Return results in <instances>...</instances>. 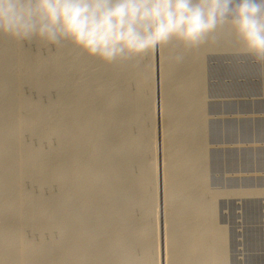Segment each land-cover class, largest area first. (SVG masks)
<instances>
[{"label":"rangeland","instance_id":"374dc122","mask_svg":"<svg viewBox=\"0 0 264 264\" xmlns=\"http://www.w3.org/2000/svg\"><path fill=\"white\" fill-rule=\"evenodd\" d=\"M1 37V36H0ZM2 38V39H1ZM0 38V90H2V92L4 91V93H1V96H0V99L2 98V100H0V111L1 113L4 115V117L2 118L1 120V115L0 116V130H4V135H5V138L4 139V142H3V138H4V135H3V138H2V143H0V150H1V154H0V175L1 177H4V179L0 177L1 181H2V184H6L3 186V191L0 195V202L2 207L6 206L4 209L1 208V205H0V208L2 210L3 213H1L0 211V228L1 227H4V228H1L0 229V235H1V240H0V245L2 246L3 244L6 245V252H8L10 255H8V253L4 256L6 257L7 259V264H11V263H14L16 264V262L18 264H21L24 261H26L25 263H22V264H58V262H61V264H65L63 262L67 261V263L71 262L70 260L74 257V260L77 259V258H80L81 256V253L78 254L76 252H74L76 255H79V256H76L75 254H72L73 252H67L66 253V249L68 248V245H69V240H72L74 237H75V232L73 233V229L76 228H79L80 226L82 225H103L105 224V221L107 222V224H110L111 227H114L111 229V231H99L100 233L97 232H94L92 233L94 236H91L92 234H90L89 236L83 238V242L82 245L83 246H87L88 249H86V252L85 253H88V254H85V257L87 256L90 257L88 259L91 260V264H96L100 263V261H103V263H111V264H120V262L123 263H126L125 261L127 260L129 262V260L131 259V262H127V264H131L132 261L133 263L132 264H138L139 260H140V264H147L148 262L145 261V258L147 256H149L148 254H150L149 257L146 258V260L150 259L149 260V263L150 264L151 262H153L154 264H179L178 262L180 261L179 259H181V257H174V258H171L169 259L170 261H172L170 263L169 260L165 259L162 257L163 255V252L164 250H168V248H172L174 246L168 244L167 246H171V247H165L164 245H166V241L168 242V239L173 237L174 234H177L179 232L178 228L180 229L181 227L179 225L182 226L180 232L181 234L184 232L186 233V231H189L188 233H186V235L184 236L180 233H178L180 236H181V239H186L184 240L183 242H181L182 240H180L179 242H177V244H173L175 245V248L176 249H180L182 251L186 250V249H189V244L192 248H190L191 250L193 248H197L196 245H198V248L201 249V253L205 252L204 254L200 255L199 252L200 250L198 249H193V254H191V256L187 259L189 263H187L185 261V264H194L196 262V260L198 261H202L203 257H205L203 259L204 262H202L203 264H208L209 262H212V264H216L218 261V259H216L218 256H214V255H217L216 253H219V257H222L218 263H221V264H264V74L261 73V69H260V66L254 62H252L248 57L244 56L242 53H239L237 51H234L233 49H235L237 47V45L235 44V42H233V40L231 41V37L229 36H226L225 38V44H222V45H213V44H205V45H202L200 46L199 48H196L194 50H189L188 52L184 53V59H182L181 61L177 62L174 60V63H173V60L170 61V59L168 58L167 54L169 55L168 51L172 48H179V45H175L174 42H171V44L169 43L166 47L161 48L162 50L159 51H156V52H152V53H148V54H145L144 57H147V58H144V57H138V58H135L134 60L130 61V62H127L125 64H114L115 67H112L113 65H106L102 62H100L99 60H96L94 58H91L89 56H87L86 54L80 52L78 49H74V48H71L72 46L68 43H66L64 45V47L66 46V48H63V49H57L55 46H51V45H45L44 42L40 41L39 40H33V42H24L22 44L20 43H17L16 41L8 38V37H1ZM7 38V40H6ZM4 40V42L2 41ZM13 41V42H12ZM12 42V43H11ZM15 42V43H14ZM3 43V44H2ZM174 45H173V44ZM10 44V45H8ZM20 44V45H19ZM68 44V45H67ZM3 45V46H2ZM7 45V46H6ZM19 45V46H17ZM207 45V46H206ZM227 45V47H226ZM235 47H234V46ZM51 46V47H50ZM172 46V47H171ZM178 46V47H177ZM214 46V47H213ZM208 47V49H207ZM211 47V48H210ZM219 47V48H218ZM8 48V50H6ZM28 48V49H27ZM41 48V49H40ZM56 48V50H55ZM69 48V49H68ZM10 49V50H9ZM26 49V50H25ZM68 49V50H67ZM74 49V51H73ZM204 49V50H203ZM4 50V51H2ZM15 50V51H14ZM42 50V51H41ZM54 50V51H53ZM163 50H164V53L165 51L167 50V52L165 53V59L163 57V55L161 54L160 56V53H163ZM206 50V51H205ZM8 51V52H7ZM38 51V52H37ZM45 51V52H44ZM58 51H60L61 53H59ZM71 51V52H70ZM3 52V53H2ZM12 52V53H11ZM29 52V53H28ZM48 52V53H47ZM54 52V53H53ZM67 52V53H66ZM75 52V53H74ZM202 52V53H201ZM13 57H12V55ZM22 53V54H21ZM31 53V54H30ZM59 53V54H58ZM71 53V54H70ZM77 53V54H76ZM163 53V54H164ZM7 54V55H6ZM55 54V56H54ZM67 54V55H66ZM70 54V55H69ZM73 54V55H72ZM76 54V55H75ZM153 54V55H152ZM155 54V55H154ZM159 54V57L158 55ZM9 55V56H8ZM20 55V56H19ZM30 55V56H29ZM33 55V56H32ZM44 55V56H43ZM78 55V56H77ZM84 55V56H83ZM152 55V57H151ZM194 55H195V58H194ZM200 55V56H199ZM5 56V57H3ZM16 56V58H15ZM25 56V57H24ZM27 56V57H26ZM58 56V57H57ZM67 56V57H66ZM166 56L167 58L169 59H166ZM193 56V57H192ZM23 57V58H22ZM65 57V58H64ZM82 57V58H81ZM149 57V59H148ZM186 57V58H185ZM188 57V58H187ZM3 58V59H2ZM13 60H12V59ZM18 58V59H17ZM86 58V59H85ZM143 58V60H142ZM189 58L191 59V61L189 60ZM5 59H7L5 61ZM10 59V60H9ZM20 59V60H19ZM27 64L21 62L22 60ZM30 59V60H28ZM34 59V60H33ZM37 59V60H36ZM44 59V60H43ZM56 59V60H55ZM70 59V60H69ZM139 59V61H138ZM155 59V60H154ZM158 59V60H157ZM163 59V60H161ZM193 59V60H192ZM18 60V61H17ZM25 60H28L27 62ZM32 60V61H31ZM50 60V61H49ZM53 60V61H52ZM62 60V61H61ZM83 60V62H82ZM147 60V62H146ZM165 60L167 62H165ZM187 60V61H186ZM8 61V62H7ZM73 61V63H72ZM76 61V62H75ZM137 61V62H136ZM145 61V62H143ZM162 62L161 64H163V61H164V65L163 68L160 64V62ZM18 62V63H17ZM34 64H32V63ZM42 62V63H41ZM47 62H48V65H47ZM71 62V63H70ZM80 62V63H78ZM98 62V63H97ZM136 62V63H135ZM139 62V63H138ZM142 62V63H141ZM158 62V64H157ZM170 63L172 64V66L167 63ZM175 62L177 63L175 65ZM12 63V65H11ZM19 63H21L19 65ZM31 63V65H30ZM66 63V64H65ZM91 63V65H90ZM138 63V64H137ZM146 63V64H145ZM150 65H149V64ZM153 63V64H152ZM187 63V64H185ZM3 64V65H2ZM16 66H15V65ZM17 64L19 67H17ZM25 64V65H24ZM36 64V66H35ZM127 64V65H126ZM132 64V65H131ZM137 64V66H135ZM157 64V65H156ZM160 64V65H159ZM184 64V65H183ZM8 65V66H7ZM24 65V66H23ZM40 65L42 67H40ZM46 65V66H45ZM64 65H65V68H64ZM70 65V67H69ZM100 65V66H99ZM117 65V66H116ZM123 67H122V66ZM134 65V66H133ZM142 65V66H141ZM144 65V66H143ZM152 65V66H151ZM174 65V70L172 69ZM179 65V66H178ZM5 66V68H4ZM28 67V68H25ZM44 66V67H43ZM48 66V67H47ZM56 66V67H55ZM75 66V67H74ZM90 66V67H89ZM99 66V67H98ZM151 66V67H150ZM160 66V67H159ZM164 66H165V69H164ZM167 66V67H166ZM169 66V67H168ZM183 66V67H181ZM185 66V67H184ZM7 67V68H6ZM9 67V68H8ZM11 67V68H10ZM35 67V68H33ZM55 69H51V68ZM69 67V68H68ZM121 67V68H120ZM141 69H140V68ZM157 67V69H156ZM171 67V68H170ZM189 67V68H188ZM202 67V68H201ZM41 68V69H40ZM48 68V69H47ZM60 68V69H59ZM73 68V70H72ZM86 68V69H85ZM94 68V69H93ZM98 68V69H97ZM119 68V69H118ZM136 72H135V70ZM145 68V71L144 69ZM170 68V70H169ZM182 68L181 72H180V69ZM187 68V69H186ZM4 69H8L6 73L3 74V72H5L6 70ZM13 71H12V70ZM27 69V70H26ZM50 69V71H49ZM59 69V70H58ZM85 69V70H84ZM97 69V70H95ZM102 69H104L103 71H101ZM118 69V70H117ZM151 69V70H150ZM153 69V71H152ZM164 69V70H163ZM191 69V70H190ZM197 69V70H196ZM10 70L13 72H10ZM30 70V71H28ZM38 70V71H37ZM88 70V71H87ZM93 70V72H91ZM155 70V71H154ZM168 70L171 71L172 70V73H173V78H169V79H164L165 77H163V74L162 72L163 71H166ZM178 70V72H177ZM33 71V72H31ZM53 73H50L52 72ZM75 73H74V72ZM117 71V72H116ZM125 71V72H124ZM148 71V72H147ZM153 74H152V72ZM160 71V72H158ZM176 71V72H174ZM185 71V72H184ZM19 72V73H18ZM38 72V73H37ZM56 72V73H55ZM65 72V73H64ZM72 72V73H71ZM85 72V73H84ZM87 72V74H86ZM96 72V73H95ZM105 76H104V74ZM106 72V73H105ZM121 72H122V75H121ZM127 72V73H126ZM143 72V73H142ZM145 72H147V75H145ZM151 72V73H150ZM187 72V73H186ZM190 72V73H189ZM201 72V73H200ZM8 73H11V74H8ZM16 73V75L14 74ZM26 73V74H25ZM33 73V75H32ZM35 73V74H34ZM50 73V75H49ZM62 73V74H60ZM89 73H91L89 75ZM101 73L103 74V76H100ZM109 73V74H108ZM119 73V74H117ZM124 73V74H123ZM159 75H158V74ZM197 73V75H196ZM8 74V75H6ZM20 74V75H19ZM41 74V75H40ZM66 74V76L64 75ZM82 74V75H81ZM94 74V75H93ZM98 74V75H97ZM127 74V75H126ZM150 76H149V75ZM152 74V75H151ZM157 74V75H156ZM161 74V75H160ZM182 74V75H181ZM193 74V75H192ZM202 74V75H201ZM4 75V76H3ZM11 75V76H9ZM14 75V76H12ZM43 75V76H42ZM71 75V76H70ZM93 75V76H91ZM113 75V76H112ZM130 75V77H129ZM139 75V76H138ZM141 75V76H140ZM143 75V76H142ZM195 75V76H194ZM200 75V76H199ZM20 78L17 80L16 77H19ZM37 76V77H36ZM39 76V77H38ZM57 76V77H56ZM68 76V77H67ZM70 76V77H69ZM74 76V77H73ZM76 76V77H75ZM91 76V77H90ZM107 76H108V79H107ZM124 76V77H123ZM148 79V81L146 82V78ZM153 76L155 79H153ZM161 76V77H160ZM176 76V77H175ZM178 76V77H177ZM3 79H2V78ZM13 80H12V78ZM24 79H23V78ZM47 77V78H46ZM66 77V78H65ZM98 77V79H97ZM110 77V78H109ZM176 79H175V78ZM190 77V78H189ZM196 77H199V78H196ZM22 78V80H21ZM62 78V80H61ZM70 78V79H69ZM134 78H137V79H134ZM159 78V80H158ZM183 78V80L181 81V79ZM72 79V80H71ZM81 79V80H79ZM90 79V80H89ZM93 79V80H92ZM144 79V81H142ZM149 79L153 80V81H149ZM162 79V80H161ZM165 82H163L164 80ZM178 79V80H177ZM6 80V81H5ZM15 80V81H14ZM68 80V81H67ZM77 80V81H76ZM86 80V81H84ZM98 82H96V81ZM109 80V81H108ZM111 80V81H110ZM137 80V81H136ZM190 80V81H189ZM200 80V81H199ZM202 80V81H201ZM19 81H21L19 83ZM61 83H60V82ZM72 81V82H71ZM90 81V82H89ZM94 81V82H93ZM102 81V82H101ZM105 81V82H104ZM118 81V82H116ZM139 81V82H138ZM7 82V83H6ZM18 82V83H17ZM26 82V83H25ZM79 82H80V85H79ZM127 82V83H126ZM137 82V83H136ZM143 82V84L141 83ZM158 82V83H157ZM161 82V83H160ZM180 82V84H179ZM190 82V83H189ZM203 82V83H202ZM5 83V84H4ZM14 85H13V84ZM22 83V84H21ZM68 83V84H67ZM93 83V84H92ZM100 85H99V84ZM102 83V84H101ZM109 83V84H108ZM114 85H112V84ZM133 83V84H132ZM142 85H141V84ZM146 83V84H145ZM168 83V84H167ZM77 84V85H76ZM91 86H88L90 85ZM97 84V85H96ZM136 86H135V85ZM149 85L151 84V89L148 88L147 90V86L146 85ZM4 85V86H3ZM8 85V86H7ZM10 85V86H9ZM16 85V86H15ZM79 85V87L77 88V86ZM110 85V87H109ZM121 85V87H120ZM125 85V86H124ZM130 85V86H129ZM155 85V86H154ZM163 85V86H162ZM166 85V86H165ZM170 85V86H168ZM189 85V86H188ZM193 85V87H192ZM15 86V87H14ZM18 86V88H17ZM20 86V87H19ZM36 86V87H35ZM69 86V87H68ZM73 86V87H72ZM82 86V87H81ZM85 86V87H84ZM105 86V88H104ZM108 86V87H107ZM113 86H115V88H113ZM128 86V87H127ZM144 86H146V88H144ZM148 86V87H149ZM161 86V87H160ZM168 86V87H167ZM174 86V88H173ZM2 87V88H1ZM7 87V88H6ZM13 89H12V88ZM47 87V88H46ZM83 89H81V88ZM89 87V88H87ZM93 87V90L91 89ZM99 87V88H97ZM101 87V88H100ZM119 87V88H118ZM169 87H171L169 89ZM181 87V88H180ZM186 87V88H185ZM195 87V88H194ZM201 87V88H200ZM16 88V89H15ZM36 88V89H35ZM44 88V89H43ZM75 88V89H74ZM88 91H87V89ZM95 88V89H94ZM97 88V89H96ZM107 88V89H106ZM123 88V89H122ZM161 88V89H160ZM163 88V89H162ZM165 88V89H164ZM168 88V89H167ZM173 88V89H172ZM194 88V89H193ZM6 89V90H5ZM11 89V90H10ZM23 89V91H22ZM50 89V90H49ZM73 89V91H72ZM110 91H109V90ZM113 89V91H112ZM119 91H116L118 90ZM130 89V90H129ZM154 89V91H153ZM167 89V90H166ZM177 89V90H176ZM188 89V90H187ZM10 90V91H9ZM40 90V92H39ZM60 90V91H58ZM90 90H91V94L90 93ZM101 90V93L99 95V92ZM103 90V91H102ZM105 90V91H104ZM108 90V91H107ZM139 90V91H138ZM141 90V91H140ZM143 90V91H142ZM163 91L164 93H159L160 95H158V91ZM166 90L167 92L171 91L172 94H169V95H172L171 97H175V99L172 98L169 96V95H166ZM174 90V91H173ZM180 90H183L180 94ZM6 91H7V94H6ZM25 91V93H24ZM58 91V92H57ZM75 91V92H74ZM83 91V92H82ZM94 91V92H93ZM125 91V92H124ZM134 91V93H133ZM138 93H136V92ZM146 91V92H145ZM151 91V93H150ZM175 92L173 94V92ZM178 91V92H176ZM10 92V93H8ZM13 92V93H12ZM45 92V94H44ZM61 92V93H60ZM71 92V93H70ZM76 92H78V94H75ZM85 92V93H84ZM98 92V93H97ZM109 92V93H108ZM112 92H113V95H112ZM115 92V93H114ZM121 92V93H120ZM123 92V93H122ZM143 92V94H142ZM148 92V93H147ZM186 92V93H185ZM202 92V93H201ZM43 93V94H42ZM84 93V94H83ZM87 93V94H86ZM94 95H93V94ZM97 93V94H95ZM111 93V94H110ZM120 93V94H119ZM127 93V94H126ZM129 93V94H128ZM133 93V94H132ZM179 93V94H178ZM183 93V94H182ZM6 95V96H3L2 95ZM53 94V95H52ZM74 94V95H73ZM80 94V95H79ZM81 94L82 97H81ZM86 94V95H85ZM135 94V95H134ZM149 96H148V95ZM180 95L178 97V95ZM28 95V96H27ZM70 97L68 99V97ZM76 95V96H75ZM88 95V96H87ZM90 95V96H89ZM103 97H102V96ZM116 95V96H114ZM124 95V96H123ZM129 97H127V96ZM147 95V96H146ZM174 95V96H173ZM200 95V96H199ZM63 96V98H62ZM80 96V97H78ZM101 96V97H99ZM114 96V97H113ZM121 96L125 97V98H122ZM131 96V97H130ZM160 96V97H159ZM167 96V97H166ZM177 96V97H176ZM23 97L25 99H23ZM33 97V98H32ZM54 97V98H53ZM61 97V98H60ZM77 97V99H76ZM92 97V98H91ZM106 97V98H105ZM110 97V98H109ZM113 97V99H112ZM126 97L129 98V100L127 101L126 100ZM146 99H145V98ZM164 98L163 100H160L161 98ZM170 97V98H169ZM185 97V98H184ZM203 97V99H202ZM10 98V99H9ZM14 101H12L11 100ZM17 98V99H16ZM40 100H39V99ZM67 98V99H66ZM75 98V100H74ZM80 98V99H78ZM101 98V99H100ZM103 98V99H102ZM109 100H108V99ZM115 98L118 99V101L120 103H113L115 101H117V99L115 100ZM120 98V99H119ZM132 98V99H131ZM160 98V99H159ZM167 98L168 101L166 100ZM180 98V99H179ZM183 98V99H182ZM189 98H191L192 100H190ZM5 99V100H4ZM8 99V100H6ZM16 99V100H15ZM21 99V102H19ZM28 99H30V101L34 104H32ZM61 99V100H59ZM92 101H91V100ZM133 100V102L130 101ZM159 99V100H158ZM180 102H178L177 100ZM182 99V101H180ZM187 99V100H185ZM11 100V101H10ZM25 100V101H24ZM59 100V103L60 105L57 103ZM81 100L82 102V106H83V103L85 105L84 108H82V106H79L80 105V102L79 101ZM90 100V101H88ZM99 100H107L105 101H99ZM123 100V101H122ZM153 100V101H152ZM190 100V101H188ZM2 101V102H1ZM37 101V103H36ZM54 101V102H53ZM62 101V102H61ZM73 101V102H72ZM79 104H78V102ZM99 101V103H98ZM117 101V102H118ZM128 104H127V102ZM171 101V102H169ZM175 101V102H174ZM185 101V103L183 102ZM193 101V102H192ZM202 101V102H201ZM30 102V103H29ZM46 102V103H45ZM71 102V103H70ZM87 102V103H86ZM97 102V103H96ZM124 102V104L122 103ZM130 102V103H129ZM153 102V103H152ZM163 102V103H162ZM178 102V103H176ZM182 102V103H181ZM189 103V104H186V103ZM3 103V105H2ZM6 103V104H5ZM21 103V104H19ZM27 103V104H26ZM49 105H48V104ZM54 103V105H53ZM65 105H64V104ZM86 103V104H85ZM94 103V104H93ZM101 103V105H99ZM134 103H136L137 105H135ZM143 105H140L142 104ZM145 103V105H144ZM164 103H166V105L168 106L169 104V107H164L163 108V105ZM168 103V104H167ZM171 103V104H170ZM172 103H174L172 105ZM176 103V104H175ZM194 105H193V104ZM16 104V105H15ZM27 106H26V105ZM40 104V105H39ZM67 104V105H66ZM77 104V106H76ZM90 106H89V105ZM97 104V105H96ZM104 104H106V106H104ZM132 104V105H131ZM162 106H161V105ZM183 104V105H181ZM186 104V106H185ZM192 107H191V105ZM2 105V107H1ZM6 105V106H5ZM9 105V106H8ZM19 105V106H18ZM22 105V106H21ZM31 105V106H30ZM37 105V106H36ZM42 105V106H41ZM47 107H46V106ZM63 105V106H62ZM71 105V106H70ZM111 105H113L112 107H114V109L110 110L111 108ZM128 105V106H127ZM134 105V106H133ZM165 105V106H166ZM190 105V106H189ZM17 106V107H16ZM26 106V107H25ZM30 106V107H29ZM36 109H34V107ZM46 108H45V107ZM50 106V107H48ZM59 106V108H57ZM67 106V107H66ZM126 106V107H125ZM132 106H133V110L132 109ZM136 106H138L137 108H135ZM141 106H143L144 108L141 109ZM183 106V107H182ZM6 107V109H5ZM14 111H13V108ZM56 107V108H55ZM64 107V108H63ZM76 107V108H75ZM104 107V109H103ZM120 107V108H119ZM127 107L129 109H127ZM147 107V108H146ZM156 107V108H155ZM159 107V108H158ZM173 108V110L175 111H172V110H169L171 108ZM177 107V108H176ZM198 107V108H197ZM4 108V109H3ZM21 108V109H20ZM30 108V109H29ZM32 108V109H31ZM39 108V109H38ZM41 108V109H40ZM45 108V109H44ZM49 108V109H48ZM74 108V109H73ZM81 108V109H80ZM102 108V109H100ZM107 108V109H106ZM124 110H123V109ZM147 110H146V109ZM158 108V109H157ZM184 108L186 109L184 112ZM190 108H193L192 110H190ZM197 108V109H196ZM19 109V110H18ZM48 109V110H47ZM76 109V111H75ZM85 109V110H84ZM98 112H96L95 110ZM110 112H109V110ZM120 109V110H119ZM132 111H131V110ZM144 109V110H143ZM161 109V111H159ZM3 110V111H2ZM12 110V111H11ZM31 111V113L29 114V112ZM33 110V112H32ZM36 110V111H35ZM38 110V111H37ZM51 110V111H50ZM58 110V111H57ZM70 110V111H68ZM73 110V111H72ZM85 111L83 112L84 114H81L79 113V117L81 118H78L77 117V114L78 112L80 111ZM94 110V111H93ZM99 110H102L99 111ZM123 110V111H122ZM127 111L125 112L124 114V111ZM129 110V112H128ZM157 110V111H155ZM168 110V111H167ZM178 110V111H176ZM18 111V112H16ZM25 111V112H24ZM29 111V112H28ZM35 111V112H34ZM42 111V112H40ZM67 111V112H66ZM81 111V112H82ZM142 111V112H141ZM146 111L151 114L154 113V115H149V113H146ZM171 111V113L169 112ZM198 113H197V112ZM8 112V113H7ZM10 112V113H9ZM91 112V113H90ZM107 112H109L107 114ZM133 112V113H132ZM137 112V113H136ZM139 112V114H138ZM155 112L157 113V115L155 114ZM173 112V113H172ZM176 112H177V115H176ZM188 114H187V113ZM15 113V114H14ZM22 113V115H21ZM28 113V114H27ZM36 113H41L40 115L39 114H36ZM65 113V114H64ZM101 113V114H100ZM119 113V114H118ZM124 115H123V114ZM136 113V114H134ZM159 113V114H158ZM170 113V114H169ZM186 113V114H185ZM73 114V115H71ZM94 114V115H92ZM96 114V115H95ZM99 114V115H98ZM106 114V115H105ZM115 114V115H114ZM122 114V116H121ZM134 114V115H132ZM144 116H143V115ZM147 114V115H146ZM175 114V115H174ZM180 114V116L178 115ZM10 120H9V118ZM10 115V116H9ZM16 115V116H15ZM26 115V116H25ZM36 115L38 118H36ZM89 115H92L91 117ZM112 115V116H111ZM128 115V116H127ZM131 115V116H129ZM140 115V116H138ZM159 115V116H158ZM162 115V116H161ZM167 115V117H166ZM172 117H171V116ZM185 115V116H183ZM17 117L16 119L13 118V117ZM19 116V117H18ZM41 119H40V117ZM73 116V117H71ZM111 116V117H110ZM133 116V117H132ZM138 118H137V117ZM150 116V117H148ZM174 116H177L176 119H174ZM181 118L182 119H179L178 118ZM187 116V118H186ZM193 116V117H192ZM22 117V118H21ZM32 117H35V118H32ZM49 117V118H48ZM63 117V118H62ZM78 119H77V118ZM84 117V118H83ZM86 117V118H85ZM102 117V118H101ZM110 119H113L112 120H109ZM115 117V118H114ZM124 117H125V120H124ZM198 117V118H197ZM7 118V120H6ZM24 118V119H23ZM28 118V119H27ZM30 118V119H29ZM43 118V119H42ZM58 118H61V119H58ZM83 118V119H82ZM90 118V119H89ZM94 118V119H93ZM117 118V119H116ZM132 118V119H131ZM154 118V119H153ZM161 118H162V121H161ZM164 118V119H163ZM171 119V120H168V119ZM184 118V119H183ZM13 119V120H12ZM18 119V120H17ZM22 119L23 122H25L23 124V122L20 120ZM45 119V120H44ZM48 119V120H47ZM51 119V120H50ZM78 121H77V120ZM94 121H93V120ZM127 119H130V120H127ZM142 119V120H141ZM186 119V121H185ZM199 119V120H198ZM16 122H15V121ZM26 120V121H25ZM28 120V121H27ZM30 120V121H29ZM36 120V121H35ZM38 120V121H37ZM60 120V121H59ZM69 120V121H68ZM83 120V121H82ZM116 122H115V121ZM127 120V122H126ZM151 120V121H150ZM176 120V121H175ZM178 120H180V124H179V127L183 128H179L177 127L178 126V123H176ZM183 120V121H182ZM191 120V121H190ZM193 120V121H192ZM195 120V121H194ZM203 120V121H202ZM3 121V122H2ZM5 121V122H4ZM21 123H19V122ZM48 121V123H47ZM55 121V123H54ZM62 121V122H61ZM93 121V122H92ZM112 121V122H111ZM121 125H119V122ZM142 121V122H141ZM175 121L174 123H176L177 125H175L174 123H172L173 125L170 124L171 128L175 129V126L177 128H179L178 130H174L171 135V132L167 133L168 131H172L171 128L168 130V128L170 126L169 123ZM190 121V122H188ZM197 121V123H196ZM7 122H9V124H7ZM29 122H30V125H29ZM32 122V123H31ZM47 124H46V123ZM51 122V123H50ZM53 122V123H52ZM65 122V123H63ZM75 126V128H79V129H75L73 126L71 125H68L70 123ZM85 122V123H84ZM105 122L108 123V127H107V123L105 124ZM131 122V126L130 123ZM165 122V123H164ZM184 124H183V123ZM188 122V123H187ZM193 122V123H192ZM199 122V123H198ZM3 125H2V124ZM36 123V124H35ZM58 123V124H57ZM63 123V124H61ZM68 123V124H67ZM79 124V127H77L78 125L76 124ZM101 123V124H99ZM111 123H117V124H111ZM142 125H141V124ZM162 123V124H161ZM191 123V124H190ZM196 123V124H195ZM19 124V125H18ZM22 126H21V125ZM34 127H32V125ZM44 124V125H43ZM53 124V126H52ZM60 124V125H59ZM85 124V126H84ZM91 124H93L94 126H92ZM110 124V125H109ZM167 124V126H166ZM190 124V125H189ZM12 125V126H11ZM32 127V130H31V127ZM37 125V126H36ZM39 125V126H38ZM47 125V126H46ZM49 125V127H48ZM59 125V126H58ZM67 127H66V126ZM104 127H103V126ZM129 125V126H128ZM144 125V126H143ZM166 126L167 127V132L166 130L163 131L162 130V126ZM181 125V126H180ZM183 125V126H182ZM189 125V126H188ZM18 128H17V127ZM45 126V127H44ZM51 126L53 127V129L51 128ZM68 126H71V128H69ZM81 126H84V129L83 127L80 128ZM87 126H90V130H89V127ZM112 126V127H111ZM126 126V127H125ZM142 128H141V127ZM155 126V127H154ZM164 129H166V127H164ZM174 126V127H172ZM8 127V128H6ZM10 127V129H9ZM15 127L17 129H15ZM25 127V129L23 128ZM28 127V128H27ZM59 127V129H58ZM133 127V128H132ZM136 127V128H135ZM145 127V128H144ZM152 129L150 130L149 129ZM154 127V128H153ZM157 127V129H156ZM184 127H188V128H184ZM195 127V128H194ZM197 127V128H196ZM202 127V128H201ZM7 130H6V129ZM21 128V129H20ZM23 128V129H22ZM27 128V129H26ZM42 128V129H41ZM49 128V129H48ZM62 128V129H61ZM70 129V133L69 132V129ZM96 129L94 131V129ZM103 128V129H102ZM106 128L105 132H104V129ZM110 128V129H109ZM128 128V129H127ZM144 128V130H143ZM147 128V129H146ZM194 128V129H193ZM14 129V131L12 130ZM51 129V130H50ZM66 129L68 130V134L70 135L72 132H74L73 129H75V131H77V133H80L78 131H81L83 130V133L81 134H77L76 132L72 133V135H68L66 133ZM81 129V130H80ZM93 129V130H92ZM109 129V131H107ZM133 129H136V130H133ZM149 129V130H148ZM180 129L182 130V132L184 134H182V132H180ZM193 129V130H192ZM199 129V130H198ZM22 130V131H21ZM34 130V131H33ZM50 130V132L48 131ZM58 130V131H57ZM62 130V131H61ZM73 130V131H72ZM89 130V131H87ZM103 130V131H102ZM128 130V131H127ZM162 130V131H161ZM187 133H185L186 131ZM193 132H192V131ZM195 130H196V133H195ZM16 131V133H15ZM57 131V132H56ZM102 131V132H101ZM124 131V132H123ZM139 131V132H138ZM153 131V132H152ZM8 132V133H7ZM19 132V133H18ZM21 132V133H20ZM27 132V133H26ZM56 132V133H55ZM60 132V133H59ZM82 132V131H81ZM99 132V133H98ZM119 132V133H118ZM132 132V133H131ZM137 132V133H136ZM148 132V133H147ZM151 134H150V133ZM163 132H166L163 134ZM191 133H194L193 134H190ZM198 132V134H197ZM10 133V134H9ZM65 133V134H63ZM87 133V136L85 135ZM99 134L101 137H99L97 134ZM106 133V134H105ZM122 133V134H121ZM147 133V134H146ZM7 134V135H6ZM16 134V136H15ZM18 134V135H17ZM19 134L21 136H19ZM33 134V135H32ZM85 136H84V135ZM131 134V136H130ZM146 134V135H145ZM150 134V135H148ZM153 134V136H152ZM166 134V135H165ZM169 134V135H167ZM196 134V136H195ZM58 135V136H56ZM64 137H71L72 138H68L67 140H69V143L68 141H64L63 142V139L66 140V138ZM76 135V137L78 135H81L79 136L77 139H74L73 136ZM145 135V136H144ZM163 137H162V136ZM193 135V136H191ZM8 136V137H7ZM29 136V137H28ZM93 136V138H92ZM107 136V137H106ZM142 138H140V137ZM147 136V137H146ZM168 136V138H167ZM171 136V137H169ZM183 136V137H182ZM189 138H188V137ZM37 137V138H35ZM58 137V138H57ZM86 137V138H85ZM106 137V138H105ZM119 139H118V138ZM124 137V139H123ZM147 139H146V138ZM155 137V138H154ZM193 137H195V140L197 141H194ZM9 138V139H8ZM17 138V139H16ZM22 138V139H21ZM60 138V139H59ZM82 138V139H81ZM90 138V139H89ZM109 138V139H107ZM112 138V139H111ZM140 138V139H139ZM151 138V139H150ZM170 138V139H169ZM176 138V139H175ZM181 138V139H180ZM184 138L188 141V143H191V145L188 143H183ZM190 138H192L193 141L190 140ZM200 138V140H199ZM203 138V139H202ZM10 139H12L10 141ZM19 139V140H18ZM31 139V140H30ZM62 139V140H61ZM84 139V140H83ZM99 139H106L105 141L103 140H99ZM123 139V140H122ZM128 141H126V140ZM149 139V140H148ZM165 139V140H164ZM180 139V140H179ZM22 140V143L20 142ZM81 140V141H79ZM99 140V141H97ZM108 140V141H107ZM124 140L126 141L124 143ZM131 140V141H130ZM153 140V141H152ZM172 141V144H176L177 142V145H175V149H173V146L174 145H170L171 144V141ZM183 140V141H181ZM7 141V142H6ZM18 141V142H17ZM59 141V143H58ZM60 141L61 142V145H60ZM72 142V145H71V142ZM77 142V144L75 145V142ZM87 143H86V142ZM90 141V143H89ZM118 141V142H117ZM130 141V142H129ZM133 141V142H132ZM139 141V142H138ZM151 141V142H150ZM176 141V142H175ZM179 141V142H178ZM183 145H185V147H182V146H178V143H181ZM186 141V142H187ZM190 141V142H189ZM20 142V144H19ZM37 142V144H36ZM74 142V143H73ZM80 142V143H79ZM85 142L86 144L84 145ZM93 142V143H92ZM99 142V144H98ZM100 142L102 143V145L100 144ZM107 144H106V143ZM148 142V143H147ZM174 142V143H173ZM193 142V143H192ZM198 142V143H197ZM48 145L46 146L45 145ZM54 143V144H53ZM66 143V144H65ZM112 143V145H111ZM119 143V145L117 144ZM124 143V145H126V147L124 145H122ZM132 143V144H130ZM134 143V145H133ZM152 143V144H150ZM164 143V144H163ZM170 145H168V144ZM195 143V144H194ZM200 143V145H199ZM6 144V145H5ZM19 144V145H18ZM24 144V145H23ZM43 144V145H42ZM59 144V145H58ZM63 144H65L63 146ZM80 144V145H79ZM90 146H89V145ZM105 144V145H104ZM116 144V146H115ZM135 144L140 147H136L139 151H137V149H135ZM146 144V145H145ZM149 144V145H147ZM157 144V145H156ZM192 144L194 146H192ZM5 145V146H4ZM54 145V146H53ZM68 145L66 147V150H65V158L64 156L62 155L63 152H64V147ZM84 145V146H83ZM109 145V148H107V146ZM128 145V146H127ZM131 145V147H130ZM143 145V146H142ZM151 145V146H150ZM165 145H168V149L171 151L172 149L174 150L173 153H178V154H181V153H185V154H188V153H191L189 154L190 157H188L189 155H187V159L183 158V156H177L178 154H175L177 156V158H175L176 156L173 154H171L173 156L170 155V151H168L166 148H165ZM188 145V147H187ZM11 146V147H10ZM23 146V147H22ZM32 146V147H31ZM70 146V148L67 150V148ZM96 146V147H95ZM100 147L99 149L103 150L102 151H99V149L97 150V147ZM106 146V147H105ZM115 146V147H114ZM118 146V147H117ZM123 147L125 148V152H122L124 151V149L121 151L122 148L120 147ZM132 146L134 147L132 149ZM142 146V147H141ZM153 146V147H152ZM196 146V147H195ZM198 146V147H197ZM63 147V149H62ZM87 147V148H85ZM90 147V148H89ZM103 147V148H102ZM105 147V148H104ZM113 147V148H111ZM128 147V148H127ZM146 147V148H145ZM149 147V148H148ZM152 147V148H151ZM171 147V148H170ZM180 147V148H179ZM18 148H21V150H19ZM24 148V149H23ZM32 148V149H31ZM36 148V149H35ZM39 148V150H38ZM43 148V149H41ZM45 148V149H44ZM59 148V149H57ZM73 148H75V151L73 150ZM85 150H84V149ZM117 148V149H116ZM127 148V149H126ZM130 148V149H129ZM178 148V149H176ZM182 148V149H181ZM188 148V149H187ZM192 148V150H191ZM48 149V150H47ZM57 149V150H56ZM111 151L116 149L115 151H113V153L111 154L112 155V159H117L116 160H113V163H114V167H111V170L113 168V170L115 169L116 170V167L121 165V161L122 159H124L125 157V154H126V162L129 163L128 165L124 166V171H125V168H126V173H122L123 172V169H122V174L120 173V180H117V179H114L112 181V187L110 190H111V194H113V192L115 193V195L113 194V197H111V194L108 193L110 192V190L106 191V194L104 193V195H101L99 196V198L97 199V196L96 195H93V194H90L87 198V200H85V203L86 201H88L87 204H89L90 207H92V209L96 208L98 206V208L96 209H102L104 208L103 210L99 211L101 213H104L102 214V218H101V213L98 214V212L94 215H87L85 217L87 218H84L83 217H77V216H68V213L72 210V211H75L77 210V208H79V204L82 203L84 196H80L78 197V199H72L74 200V202L71 200V202H69V200H66L68 199L67 197H69V194L71 193V191L74 188V186L76 187L77 185V182L79 184V181H81L80 185L82 186H85L86 182L87 184L89 183V178H90V181L93 180L95 177L96 178H100V177H105L104 176V170H106L107 168L105 167L106 166V162H107V157H108V151ZM131 149L132 151H135L136 150V153H132L131 154ZM149 151H148V150ZM157 149V150H156ZM179 149L181 151V153H179ZM187 150L186 152H184V150ZM194 149V150H193ZM7 150V151H6ZM62 150V151H61ZM73 150V151H71ZM82 150V151H80ZM106 150V151H104ZM177 150V151H176ZM183 150V151H182ZM189 150H191L190 152H188ZM201 150V151H200ZM4 151V153H3ZM56 151V153H55ZM61 151V152H59ZM93 151H96L92 157L91 154H93L92 152ZM97 151H99L97 153ZM143 151V152H142ZM153 151V152H152ZM155 151V152H154ZM168 151V152H167ZM196 152V154L194 152ZM21 152V153H20ZM49 152V153H48ZM53 154H52V153ZM69 154H68V153ZM71 152H75V153H72L71 155ZM77 152V153H76ZM106 152V153H105ZM115 152V153H114ZM122 152V153H121ZM132 155H130L129 154ZM139 152V153H137ZM171 152V153H172ZM7 153V154H6ZM9 153V154H8ZM34 153V154H33ZM61 153V154H59ZM106 154L104 156V154ZM167 153L170 155L167 156ZM193 153V154H192ZM205 153V154H204ZM21 154V155H20ZM53 156H52V155ZM77 154V155H76ZM78 154H81L78 155ZM83 154V155H82ZM87 156H86V155ZM99 154L101 156H99ZM114 154V155H113ZM119 154V155H118ZM123 154V156H122ZM129 154V155H128ZM139 156H137V155ZM142 154V155H141ZM146 154V155H145ZM158 154V155H157ZM185 154H182V155H185ZM13 155V156H12ZM38 155V156H37ZM43 155V156H42ZM58 157H57V156ZM60 155H61V158H60ZM71 155V157H70ZM75 155V157L73 156ZM89 155V156H88ZM98 155V156H97ZM103 155V156H102ZM117 155V156H115ZM123 157H121V156ZM6 156V157H5ZM11 156V157H10ZM25 156V158H24ZM63 156V158H62ZM77 156L78 159L76 158ZM85 156V157H84ZM96 156V157H95ZM128 156V158H127ZM130 156V158H129ZM154 158H153V157ZM21 157V158H20ZM31 157V158H30ZM33 157V158H32ZM52 158V159H49ZM56 157V158H55ZM73 157L75 158V160H73ZM88 157V158H87ZM92 157V159H91ZM100 157V159L98 158ZM104 157V159H103ZM157 157V158H156ZM179 157V158H178ZM58 158V159H57ZM70 158L71 161L73 160V162L75 163H70ZM85 158V159H84ZM97 158V159H96ZM106 158V159H105ZM131 158H132V161H131ZM134 158V159H133ZM137 158V159H135ZM165 158V159H164ZM37 159V160H36ZM55 159V161L53 160ZM57 159V160H56ZM65 161H63V160ZM77 159V160H76ZM88 159V160H87ZM180 159V160H179ZM182 159V160H181ZM184 159V160H183ZM198 161H197V160ZM203 159V160H202ZM4 160V162H3ZM11 163H9V161ZM15 160V161H14ZM23 160V161H22ZM50 160V161H49ZM80 160V161H79ZM93 160L97 161L95 163L92 162ZM104 160V161H103ZM148 160V161H147ZM153 160V161H152ZM167 160V163L165 162ZM171 160V161H170ZM188 160V161H187ZM8 161V162H7ZM50 164H48L49 162ZM67 161V162H66ZM76 161H79V162H76ZM99 161V163H98ZM102 161V162H101ZM130 161V162H129ZM158 161V163L156 162ZM168 161H170L172 163V166L174 167V169L172 168V166L170 167V162L168 164ZM177 162V165H176V162ZM183 163H179V162ZM43 162V163H41ZM61 162V163H60ZM66 163V167H65V164ZM125 162V163H126ZM137 162V163H136ZM149 162H152L153 165ZM163 162V163H162ZM186 162V163H185ZM190 162V163H189ZM192 162V163H191ZM21 163V164H20ZM28 163V164H27ZM36 163V165H35ZM39 163V164H38ZM57 163V164H56ZM63 163V164H62ZM94 163V164H93ZM98 163V164H97ZM105 163V166L103 167V165ZM112 163V164H113ZM119 163V164H118ZM135 163V164H134ZM145 163V164H143ZM168 164V166L166 164ZM197 163V164H196ZM201 163V164H199ZM6 164V165H5ZM30 164H33L30 166ZM67 164H69L67 167ZM72 164V165H71ZM76 164V165H75ZM101 164V165H100ZM117 164V166L115 165ZM174 164V165H173ZM179 164V166H178ZM185 164V165H184ZM20 165V166H19ZM64 165V166H63ZM79 165V166H78ZM95 165V167H93ZM134 165V166H133ZM136 165V166H135ZM166 167H165V166ZM181 165V166H180ZM189 165V166H188ZM196 165V166H195ZM29 166V168H28ZM35 166V167H34ZM39 166V167H38ZM55 166V167H54ZM64 167V168H61V167ZM90 166V168H89ZM101 166V167H100ZM140 166V167H139ZM151 168H150V167ZM154 166V167H153ZM164 166V168H163ZM182 166H183V169H182ZM187 168L185 169L184 167ZM201 166V167H199ZM8 167L10 169H8ZM25 169V171H21V169ZM31 167V168H30ZM52 167V169L50 168ZM85 167L87 168V171L85 169ZM104 169H100V168ZM129 167V168H128ZM138 167V169H136ZM148 167V168H147ZM158 167V168H157ZM172 170L170 172V169ZM179 167V168H178ZM181 167V168H180ZM195 167V168H193ZM199 167V168H198ZM6 168V169H5ZM35 168V169H33ZM40 168V169H39ZM57 168V169H56ZM70 168H73L70 170ZM77 168V169H76ZM79 168V169H78ZM106 168V169H105ZM128 168V169H127ZM130 168H133V169H130ZM144 168V169H143ZM147 168V169H146ZM150 168V170H149ZM153 168V169H152ZM163 170L166 168L167 170H165V173L167 171V175L164 173ZM189 168V170H188ZM33 169V170H31ZM51 169V170H50ZM56 169V170H55ZM65 169H67L65 171ZM76 169V170H74ZM84 169V170H83ZM96 169V170H94ZM144 171H143V170ZM176 169V171H175ZM181 169L183 170V173H184V169H185V173H186V176H185V173H181ZM199 169V170H198ZM3 170V171H2ZM9 170V171H8ZM36 170L37 173H36ZM46 170V171H45ZM60 170V171H59ZM94 170V171H93ZM100 170V171H99ZM109 170V171H111ZM142 170V171H140ZM146 170L147 173H146ZM189 171V174H188V171ZM28 171V172H27ZM34 171V172H33ZM57 171V172H56ZM61 171L62 173H66V175L62 174L61 175ZM64 171V172H63ZM72 171V172H71ZM81 171V172H80ZM84 171V172H83ZM90 171L91 172V175H90ZM99 171V172H98ZM164 174L163 176L162 173ZM169 171V172H168ZM178 171V173H177ZM181 171V172H180ZM204 171V172H203ZM19 172V173H17ZM31 172V173H30ZM33 172V173H32ZM51 172V173H50ZM69 172V173H68ZM149 172H152L149 173ZM200 172V173H199ZM3 173V174H2ZM35 173V174H34ZM59 173V174H58ZM81 175H80V174ZM83 173L85 175V177L83 176ZM131 173V174H130ZM137 173V174H136ZM146 173V174H145ZM151 174V175H148ZM157 173V174H156ZM170 173V174H168ZM176 175H175V174ZM179 173H181L179 175ZM190 173H193L192 174V177L194 178H190ZM206 173V175H205ZM6 174V175H5ZM18 174V175H17ZM26 174V175H25ZM32 174V175H31ZM41 174H43L41 176ZM51 174V175H50ZM67 174L69 176H67ZM80 175V176H77ZM102 176H101V175ZM129 174V175H128ZM161 174V175H160ZM172 174V175H171ZM178 174V175H177ZM195 174V175H194ZM201 176H200V175ZM3 175V176H2ZM11 175V176H9ZM16 175V176H15ZM22 175V176H20ZM34 175V177H33ZM38 175V176H37ZM45 175V176H44ZM51 177H50V176ZM54 175V176H52ZM62 178H61V176ZM87 175V176H86ZM90 175V176H89ZM125 175V176H124ZM128 175V176H127ZM137 175V176H136ZM139 175V176H138ZM159 177H158V176ZM166 175V176H165ZM171 175V176H170ZM175 175V176H173ZM194 175V176H193ZM197 175V177H196ZM25 176V177H24ZM65 176V177H64ZM95 176V177H94ZM100 176V177H99ZM121 176H124V177H121ZM131 176V177H129ZM144 176V177H143ZM148 177V178H145V177ZM178 176H181V178H177ZM183 176V177H182ZM185 176V177H184ZM7 177V178H6ZM21 177V179L17 180ZM57 179H56V178ZM78 177H81L80 180L78 179ZM127 177V178H126ZM154 177V178H153ZM160 177H166L165 180L163 181L162 178ZM173 177V178H171ZM174 177H176L179 181H180V185H179V181H175L173 182V179H175ZM16 178V179H15ZM43 178V180L41 181V179ZM70 178V180H69ZM73 178V179H72ZM88 178V179H87ZM103 178H101L103 180ZM153 178V179H151ZM205 178V179H204ZM10 179V180H9ZM23 179V180H22ZM40 179V180H39ZM67 179V180H66ZM75 179H78L77 182ZM87 179V180H86ZM132 179V180H131ZM137 179V180H136ZM159 179H161L163 181V183H159ZM166 179H169L168 181ZM172 179V180H171ZM176 179V180H177ZM183 181H182V180ZM186 179V180H184ZM191 179V180H190ZM202 179V180H201ZM204 179V180H203ZM6 180V181H5ZM13 180V181H12ZM16 180V181H15ZM33 180V181H32ZM72 180V181H71ZM125 180V182H124ZM128 180V181H127ZM141 180V181H140ZM149 183H147V181ZM153 180V181H152ZM190 180V181H189ZM194 180V181H193ZM201 182H200V181ZM6 182V183H3ZM18 181V182H17ZM25 181V182H24ZM31 181V182H30ZM45 181V182H44ZM76 183H75V182ZM126 181H127V184H126ZM161 181V182H162ZM185 181V183H184ZM189 181V183H188ZM199 181V182H198ZM16 182V183H15ZM23 182V183H22ZM70 182V183H69ZM83 182V183H82ZM116 182V183H115ZM118 182V184H117ZM124 182V183H123ZM132 182V184H131ZM154 182V183H153ZM158 182V184H157ZM166 182H167V185H166ZM171 182V184H169ZM204 182V183H203ZM8 183V185H7ZM12 183V184H11ZM14 183V184H13ZM43 183V184H42ZM51 183V184H50ZM63 183V184H62ZM115 183V184H114ZM120 183V185H119ZM129 183V184H128ZM136 183L138 184V186L136 185ZM141 183V184H139ZM146 183L148 185H146ZM152 183H153V186H152ZM165 183V185H164ZM175 183H178V184H175ZM197 183V185H196ZM199 183V184H198ZM23 184V185H22ZM62 184V185H61ZM74 184V185H73ZM99 183H97L98 185ZM121 184H125V187L127 185H129V188H123L121 190ZM151 184V185H150ZM163 184V185H162ZM174 184V185H173ZM186 186H185V185ZM201 184V186H200ZM10 185V186H9ZM16 185V186H15ZM20 185V186H19ZM46 185V186H45ZM67 185V186H66ZM117 185V186H116ZM132 185V186H131ZM159 185H160V188L162 187L163 188V191H161L159 189ZM171 185V186H169ZM176 185V186H175ZM181 185L183 187H181ZM191 186L193 185V188L191 189V187L186 188L188 186ZM203 185V186H202ZM18 186V187H17ZM73 186V187H72ZM100 186L101 184H99V186L97 187L96 184L93 185V190H97V191H100ZM137 188H136V187ZM173 186V187H172ZM185 186V187H184ZM16 187V188H15ZM29 189H28V188ZM32 187V188H31ZM96 187V189H94ZM133 187L136 188V190L134 191ZM144 187V188H143ZM169 192L170 195H172V197L170 195L167 194V191ZM175 187V188H174ZM180 187V188H179ZM23 188V189H21ZM62 188V189H61ZM65 190H64V189ZM99 188V189H98ZM116 189L117 191H119V194L117 191L113 190V189ZM118 188V189H117ZM131 188V189H130ZM143 188V189H142ZM154 190H153V189ZM170 189H175L174 191L175 192H178L179 193V190H184L187 194L185 195V192L182 193V191L180 190V193H182V196H179L181 194H178V197L177 196V193H176V198L174 199L173 198V193L174 191L172 190V192H170ZM188 189V190H185ZM198 190H197V189ZM205 188V189H204ZM14 189V190H12ZM17 191H16V190ZM38 189V191H37ZM72 189V190H71ZM127 189V190H125ZM133 189V190H132ZM156 189V190H155ZM176 189L178 191H176ZM191 189V190H190ZM19 190V191H18ZM68 190V191H67ZM130 190V191H129ZM161 192H160V191ZM6 191V192H5ZM12 191L16 192L12 193ZM34 191V192H33ZM36 191V192H35ZM67 192L66 195L64 194V192ZM113 191V192H112ZM121 191V192H120ZM125 193H124V192ZM129 191V194H127ZM136 193H134V192ZM196 193H195V192ZM203 191V192H202ZM9 192H10V195H9ZM41 192V193H40ZM49 192V193H48ZM53 192V193H52ZM56 192V193H55ZM58 192V193H57ZM155 192V193H154ZM165 192V194H164ZM27 193V194H26ZM29 193H30V196H29ZM61 193V194H60ZM69 193V194H68ZM108 193V194H107ZM150 193V194H149ZM158 193V194H157ZM194 193V194H193ZM210 193V194H209ZM7 194V195H6ZM34 194V195H33ZM52 194V195H51ZM110 194V195H109ZM118 196H117V195ZM123 194V196H121ZM124 194L126 196H124ZM157 194V195H155ZM163 197L162 200L160 201V198L161 196ZM187 197L188 199V203L187 200H181V199H186L184 198V196ZM198 194V195H197ZM203 194V195H202ZM17 195V197H16ZM26 195V196H25ZM65 195V197L63 196ZM105 195H107L106 197H110V198H107V201H105L103 197H105ZM132 195V196H131ZM135 195V196H134ZM141 195V196H140ZM147 195V196H146ZM151 195V196H150ZM167 195V197L165 196ZM209 195V196H208ZM217 195V196H216ZM3 196V198H2ZM7 196V197H6ZM13 196V198H12ZM32 196V197H31ZM59 196V198H58ZM128 196V200H125L126 203H124V199H126ZM149 196V197H148ZM194 196V197H193ZM196 196V197H195ZM11 197V200H9L8 198ZM16 197V198H15ZM22 197V198H21ZM50 197V198H49ZM101 197V198H100ZM115 197V198H114ZM125 197V198H124ZM132 198V199H129V198ZM171 197V198H170ZM209 197V198H208ZM211 197V198H210ZM213 197V198H212ZM5 198V199H4ZM15 198V199H14ZM18 198V199H17ZM20 198V199H19ZM25 198H27L25 200ZM31 198V199H30ZM116 198L119 199V203L118 205L116 204ZM123 198V199H122ZM146 198V199H145ZM153 198V199H152ZM159 200H158V199ZM170 198V200L168 199ZM174 200H173V199ZM179 199L181 201H178L175 203L176 199ZM65 199V200H64ZM81 199V201H80ZM95 199V200H93ZM113 199V200H112ZM117 199V201H118ZM134 199V200H133ZM149 199V200H148ZM204 199V200H203ZM208 199V200H207ZM8 200V201H7ZM14 202H13V201ZM26 201V204L24 205V201ZM36 200L37 203L35 202ZM61 200V201H60ZM97 200V202H96ZM101 203H100V201ZM110 200V201H109ZM121 200V202H120ZM123 200V201H122ZM129 200H133L132 202L129 201ZM167 200V201H165ZM173 200V201H172ZM6 202V204L3 202ZM12 202L13 204L11 203H8V202ZM17 203H16V202ZM47 201V202H46ZM63 201V202H62ZM77 201V202H76ZM79 201V203H78ZM93 201V202H92ZM111 201H115L114 203ZM137 201H138V204H137ZM154 201V202H153ZM158 204H157V202ZM160 201V202H159ZM169 201V203H168ZM172 201V202H171ZM194 202V203H191V202ZM29 202V203H28ZM73 202V203H72ZM106 202V203H105ZM108 202V203H107ZM123 202V203H122ZM141 202V204H140ZM197 202V203H196ZM207 202V203H206ZM9 206H8V204ZM16 203V204H14ZM34 203V204H33ZM43 203V204H42ZM67 203V204H66ZM78 203V204H77ZM104 207L101 208V205ZM149 203V205H148ZM161 203V204H160ZM163 203V204H162ZM169 205H168V204ZM180 204L178 205V208L176 204ZM184 203H186L184 205ZM52 204V205H51ZM67 206H66V205ZM98 204V205H97ZM107 204V205H106ZM109 204L110 206L114 204V210H113V207H109ZM122 204V205H120ZM126 204V205H125ZM129 204L131 205L129 207ZM154 204H155V207H154ZM165 204V205H164ZM173 205L172 207L170 206ZM181 204L182 207H181ZM187 204H188V208H187ZM200 204V205H199ZM209 204V205H207ZM29 205V206H28ZM56 205V207H55ZM75 205V206H74ZM92 205V206H91ZM96 205V207H95ZM157 205V206H156ZM167 205L170 206V210L167 209ZM176 205V206H174ZM191 205V206H189ZM8 206V207H7ZM28 206V208H26ZM33 206H35L33 208ZM58 206V207H57ZM120 210V207H121V211H118ZM120 206V207H119ZM123 206V207H122ZM127 209H126V207ZM134 206V207H132ZM150 206V207H149ZM159 206V207H158ZM161 207V209H159ZM10 207H11V210H12V213H11V210H10ZM66 207V208H65ZM94 207V208H93ZM108 207V208H107ZM139 209H138V208ZM164 207H165V210H164ZM175 207V208H174ZM186 207V208H185ZM191 207V208H190ZM9 208V209H8ZM21 208V209H20ZM26 209L25 211H28L27 213H22L24 215L21 214V210L24 211V209ZM51 208V209H50ZM53 208V209H52ZM72 208V209H71ZM110 208V209H109ZM157 208V209H156ZM184 208V209H183ZM190 208V209H189ZM197 208V209H195ZM207 208V209H206ZM17 209V210H16ZM39 209V210H38ZM65 209H67V211H65ZM71 209V210H70ZM142 209V210H141ZM147 209V210H146ZM154 209V210H153ZM167 209V210H166ZM174 209V211H173ZM177 209V210H175ZM181 210L180 214H179V211ZM18 210H19V213H18ZM35 210V211H33ZM50 210V211H49ZM53 210V211H52ZM70 210V211H69ZM113 210V219L112 217H110L111 215H109L111 213V211ZM116 210V211H115ZM125 210V211H124ZM140 210V212L138 213V211ZM146 210V211H145ZM159 210V211H158ZM161 210V211H160ZM164 210V211H163ZM179 210V211H178ZM187 210V211H186ZM189 210V211H188ZM6 211V212H5ZM8 211H10L9 214ZM17 213H16V212ZM21 211V212H20ZM40 211V212H39ZM44 211V212H43ZM45 211H46V214H45ZM123 211V212H122ZM131 211V213H130ZM163 211V212H162ZM166 211V212H165ZM177 211V212H175ZM184 211V212H183ZM186 211V212H185ZM199 211V212H198ZM207 211V213L205 212ZM35 212V213H34ZM51 212V213H50ZM57 214V216L55 215V213ZM60 212V213H59ZM109 214H108V213ZM125 212H129V215H127V213ZM169 212L171 213H176L177 216H174L172 213L170 215H173L172 217L169 216ZM198 212V213H197ZM203 212V213H202ZM8 213V214H7ZM44 213V214H43ZM51 215H50V214ZM62 213H65L64 215ZM106 213V214H105ZM117 213V214H116ZM121 213V214H120ZM124 213V215L127 216V220L126 218L124 217V215L122 214ZM165 213L167 216V218H164L165 217ZM183 213H187L189 216V219H187L188 217L183 215ZM192 213V214H191ZM203 215H202V214ZM17 214L20 216V218H23L20 220V218H18ZM30 214V215H29ZM32 214V215H31ZM34 214V215H33ZM38 214V215H37ZM41 214V215H40ZM53 214V215H52ZM145 214V215H144ZM148 216H147V215ZM155 214V215H153ZM186 214V215H187ZM194 214V215H193ZM200 214V215H199ZM22 215V216H21ZM29 215V216H28ZM36 215V216H35ZM39 215L41 216V218L39 217ZM62 215V216H61ZM99 215V216H98ZM107 215V216H106ZM114 215H115V218H114ZM118 215V217H117ZM150 215V216H149ZM179 215V217H178ZM191 215V216H190ZM10 216V217H9ZM28 216V217H27ZM44 216V217H43ZM47 216V217H46ZM68 216V217H67ZM89 216V218H88ZM90 216H93L91 217L90 219ZM105 216V217H104ZM130 216V217H129ZM183 216V217H181ZM184 216L186 218H184ZM193 216V217H192ZM8 217V218H7ZM30 217V218H29ZM35 217V218H34ZM39 217V218H38ZM43 217V218H42ZM76 217V218H75ZM95 217V218H94ZM98 217V218H97ZM108 217V218H107ZM110 217V218H109ZM117 217V218H116ZM138 217V218H137ZM147 217V218H146ZM176 217H178L176 219ZM196 217L198 219H196ZM202 217V218H200ZM6 218V219H4ZM27 218V219H26ZM48 218V219H47ZM51 218V219H50ZM53 218V220H52ZM71 218V219H70ZM94 218V219H93ZM122 218V219H121ZM125 218V219H124ZM135 218V219H134ZM156 218V219H155ZM158 218V219H157ZM163 218V219H162ZM169 219V221H167ZM4 219V220H3ZM45 219V220H44ZM75 219V221H74ZM77 219H78V222H77ZM105 219V221L103 220ZM123 220L124 223H122L121 220ZM145 219V220H144ZM178 221L179 219V222L175 223L176 221ZM191 219V221H189ZM192 219H194V223H196V220L198 223H196V227L194 229V224H191L192 223ZM201 219V220H199ZM211 219V220H210ZM6 220V221H5ZM11 220V222H9ZM14 220V221H13ZM23 220V221H22ZM51 220V222H50ZM64 220V221H63ZM66 220V221H65ZM81 220V221H79ZM87 220V221H85ZM90 220V221H89ZM93 220V221H92ZM96 220V221H94ZM102 223H101V221ZM166 220V221H165ZM186 221L188 223H184L182 221ZM188 220V221H187ZM22 221V222H21ZM29 221V223H28ZM47 221V222H46ZM63 221V222H62ZM83 221V222H82ZM117 221V222H116ZM118 221H119V224H118ZM157 221V223H156ZM165 221V222H163ZM171 221V222H170ZM175 221L172 225L171 223ZM207 221V222H206ZM3 222V223H2ZM15 222V224H14ZM24 222V223H23ZM36 222V223H35ZM70 222V223H69ZM82 222V223H81ZM85 222V223H84ZM116 222V223H115ZM136 222V223H135ZM139 222V223H138ZM168 222L166 225L165 223ZM170 222V223H169ZM18 223V225H17ZM39 223V224H38ZM54 223V224H53ZM67 223V224H66ZM129 223V224H128ZM133 225L134 226H130V229L129 228V225ZM155 223V224H154ZM184 227L183 226V224ZM189 223L191 225H189ZM10 224V225H9ZM14 224V225H12ZM20 224V225H19ZM29 224V225H28ZM36 224V225H35ZM44 224V226H43ZM73 226H71V225ZM82 224V225H81ZM125 224V227L124 226H121ZM139 226H138V225ZM154 224V225H152ZM178 224V225H177ZM16 225V226H15ZM27 225V226H26ZM31 225V226H30ZM63 225H66V228L65 226ZM114 225V226H113ZM119 225V227H118ZM147 225V227H146ZM165 225V226H164ZM171 225V227H169L171 230H172V233L174 232V228H173V225H177V229H175V233H171L170 235V229H168L167 227ZM193 225V226H192ZM206 225V226H205ZM52 226V228H51ZM69 226V229H72L74 226V228L71 230V231H68L67 227ZM72 228H71V227ZM150 226V227H149ZM164 226V227H163ZM17 227V228H16ZM21 227V228H20ZM42 227V228H41ZM136 227V228H135ZM154 227V228H153ZM175 227V226H174ZM188 227L190 229H188ZM199 229H196L198 228ZM201 227V228H200ZM204 227V229H203ZM208 227V228H207ZM211 227V228H210ZM7 228V229H6ZM18 228H19V231H18ZM60 228V229H59ZM76 228V229H77ZM124 228V229H123ZM138 228V229H137ZM144 228V229H143ZM145 228H148L146 230H148L147 232H149V234L145 231ZM159 228V229H158ZM165 228V229H164ZM187 228L185 231L184 229ZM22 229V230H21ZM64 231H63V230ZM65 229L69 232L67 233L66 235H64L66 232H65ZM75 229V230H76ZM120 229V234L121 236L119 235V230ZM124 231H123V230ZM126 229H129V231L125 232ZM141 229V230H140ZM142 229L144 231H142ZM151 229V230H150ZM193 229L195 230L193 232ZM207 229V230H206ZM214 229V230H213ZM17 230V231H16ZM74 230V231H75ZM114 230H117V232H115ZM140 235H141V238H140V235H137L140 231ZM163 230H167L166 232L168 233V236L164 237L165 233L163 232ZM178 230V231H177ZM192 230V231H191ZM196 230L200 231L201 233H198L196 232ZM203 230V231H201ZM211 230V231H210ZM216 231V233H218L220 230V233L219 232V235L222 237V241L219 242V238H215V236H217L218 234H216L215 232L213 231ZM223 230V231H222ZM8 233H7V232ZM10 231V232H9ZM13 231V232H12ZM20 231H21V234H20ZM114 231V232H113ZM134 231V232H133ZM183 231V232H182ZM198 231V232H199ZM209 231V234L207 233L206 235V232ZM218 231V232H217ZM3 234H2V233ZM5 232V233H4ZM17 232V233H15ZM40 232V233H39ZM72 232V233H71ZM112 232V233H111ZM122 232H123V235H122ZM129 232V233H128ZM132 232V233H131ZM159 232V233H158ZM193 232V233H192ZM202 232L204 234H202ZM212 238L210 237L211 235H213ZM6 233H7V236L11 237L12 239L14 238L15 234H17V236H20V237H17L15 236V238L13 239V243L12 240H10L9 237H7L6 239L4 237H6ZM38 233V234H37ZM44 233V234H43ZM71 233V234H70ZM100 235H98V234ZM152 233V234H151ZM166 233V234H167ZM11 234V235H10ZM23 234V235H22ZM105 234V235H104ZM124 234H127L124 235ZM131 234V235H129ZM144 234H146L144 236ZM156 236H155V235ZM160 234V235H159ZM191 234V235H190ZM193 234V236H192ZM200 234V235H199ZM5 235V236H4ZM13 235V237H12ZM31 235V236H30ZM59 235H64V236H59ZM71 235V236H70ZM106 237L104 238L103 237ZM108 235V236H106ZM115 235V236H114ZM151 235V237H150ZM192 236V239L191 237L189 238H186L187 236ZM194 235H197L198 237L196 238L198 241H201V242H197L195 243L194 241H196L195 239V236ZM202 235L204 236V240L201 239L202 238ZM217 236V237H220V236ZM27 236V237H26ZM70 236V237H69ZM95 236L97 237H101V240L98 239L97 241V238H95ZM110 236V237H109ZM114 236V237H113ZM119 236V237H118ZM135 238V236L138 238H135V242L132 241L133 237ZM147 236V238H146ZM171 236V237H170ZM183 236L185 238H183ZM34 237V238H33ZM64 239H63V238ZM68 237V238H67ZM73 237V238H72ZM91 237V239H90ZM99 237V238H100ZM113 237V238H112ZM122 237V238H121ZM148 237L150 239H148ZM155 237H158V238H155ZM169 237V238H168ZM9 238V239H8ZM59 238V240H58ZM67 238V239H65ZM90 240H89V239ZM95 238V241L94 243L95 244H104L106 243L105 241L107 240V242H111L110 239H114L112 240V244L110 246V249H114L112 246H113V241H114V246H121L120 248L119 247H116L118 249L115 248V250H117L116 253H114L113 251L111 252L110 249H108L107 251H103L101 252L100 254L96 255V246H95V249L94 247L92 246L93 245V240ZM104 238V239H103ZM110 238V239H109ZM118 238V239H117ZM127 238V239H126ZM132 238V239H131ZM146 238V241L145 239ZM167 238V239H166ZM17 239V241H16ZM35 239V240H34ZM39 239V240H38ZM102 239L104 240L102 243ZM129 239H131L129 241ZM139 242H138V240ZM144 241H143V240ZM148 239V240H147ZM153 239V241H152ZM155 239V240H154ZM158 239V240H157ZM163 239V240H162ZM166 239V240H165ZM189 239H191V241H189ZM201 239V240H200ZM5 240H7L5 243ZM67 240V241H65ZM92 240V242H91ZM119 240H123L124 242H120V245H119ZM150 240V241H149ZM165 240V242H164ZM214 240L217 241L215 242V245H214ZM11 241V242H10ZM25 242V243H22ZM43 241V242H42ZM50 241V242H49ZM90 243H88V242ZM97 241V242H96ZM129 244H127V242ZM152 243H149L151 242ZM157 241V243L155 242ZM203 241V242H202ZM3 242V244H2ZM19 242V246L21 244V248L19 250L18 248V244L17 243ZM21 242V243H20ZM48 244H47V243ZM63 242V244L61 243ZM66 242V243H64ZM115 242L117 245H115ZM118 242V243H117ZM160 242V243H158ZM189 242V243H188ZM193 242V244H192ZM222 242V243H221ZM39 243V244H38ZM92 243V245H91ZM133 244H136V245H133V247L131 248H128L130 247L131 245ZM149 243V244H148ZM156 243V244H155ZM165 243V244H164ZM182 244V246L178 245V244ZM185 243V245H184ZM201 243V244H200ZM203 243V244H202ZM207 243V244H206ZM212 243V244H211ZM7 244H9L10 246H8ZM27 244V245H26ZM43 244V245H42ZM60 244V245H59ZM65 244V245H64ZM88 244V245H87ZM122 244V245H121ZM123 244H125V247L129 250L130 249V253L129 251H127L125 249V247L123 246ZM127 244V246H126ZM152 244V245H151ZM157 245L155 247V245ZM186 244H188L186 246ZM194 244H195V247H194ZM207 246H206V245ZM210 244V246L212 247L213 246V249H211L210 246H208ZM219 244V245H218ZM3 245V246H4ZM56 245V246H55ZM58 245V246H57ZM97 245V246H98ZM99 245V246H100ZM130 245V246H128ZM145 247H144V246ZM148 245H150L151 247H149L150 249V253H149V249H148ZM193 245V246H192ZM199 245H202V246H199ZM12 246V247H11ZM38 246V247H37ZM53 246V247H52ZM63 246V247H62ZM65 246H67V248H65ZM92 248H91V247ZM180 246V248L177 247ZM215 246H219L221 248H216L215 250ZM8 247V248H7ZM13 250V253H12V250L11 252H9L8 250H10V248ZM40 247V248H39ZM50 247L53 248V253H52V250H50ZM137 247V248H136ZM185 247V248H184ZM204 249H203V248ZM17 248V249H16ZM23 248L26 249L25 253L23 250ZM47 250V251H45ZM47 248V249H46ZM49 248V250H48ZM92 250H91V249ZM122 248L124 251L127 252V254L129 256L126 255L125 253V257L123 256V253L121 252L122 251ZM133 248V249H132ZM152 248V249H151ZM183 248V249H182ZM206 248V250H205ZM209 248V249H207ZM8 249V250H7ZM35 249V250H34ZM39 249V250H38ZM42 249V251H40ZM64 249V250H63ZM121 249V250H120ZM148 249V252L147 250ZM156 249V250H155ZM203 249V250H202ZM219 249V251H218ZM221 249V250H220ZM19 252H18V251ZM44 250V251H43ZM58 250L57 254H56V251ZM63 250V253L61 252ZM91 250V251H90ZM95 250V252H94ZM119 250H120V253H119ZM133 250V251H132ZM143 250V251H142ZM152 250V251H151ZM160 250V251H159ZM205 250V251H204ZM208 250H209V254H212L213 251L215 252V254L212 256H214V260L213 261H209L208 259H210V255H208ZM212 250V252H211ZM37 253L38 251L40 253H42L41 255L38 253L36 254L35 252ZM88 251V252H87ZM142 252V253H139V252ZM198 251V252H197ZM218 251V252H217ZM48 254H47V253ZM91 252H94V253H91ZM113 253V255H111V253ZM138 252V253H137ZM156 252H157V255H156ZM197 252V253H196ZM223 252V253H222ZM19 253V254H18ZM24 253L26 255L22 256L21 254ZM35 253V254H34ZM44 253L46 254L45 257H44ZM60 253V256L58 257ZM66 253V255H65ZM69 253H71L69 255ZM104 254V256L102 257V255ZM106 253H108L106 255ZM110 253V254H109ZM146 254V257H145V254ZM154 253V254H153ZM222 253V254H221ZM28 254V255H27ZM30 254V255H29ZM50 254V256H49ZM53 254V255H51ZM91 254H92V257H91ZM117 254V256H116ZM135 254V255H134ZM141 254V255H140ZM201 258H199L198 256ZM207 256H206V255ZM8 255V257H7ZM12 255V258L11 259V256ZM16 255V256H15ZM20 257H19V256ZM40 255V256H38ZM49 257H48V256ZM57 255V257H55ZM63 259H62V257ZM66 258V256H68ZM84 255V253H83ZM96 255V256H95ZM108 255L112 256V257H109L111 259H108ZM140 255V256H139ZM196 257L194 259V257ZM205 255V256H204ZM223 255V256H221ZM44 258V260H47V261H44L42 260V262H45V263H40L41 261H39V257H40V260L42 259V257ZM47 256V259H45ZM96 258H95V257ZM98 256L102 257V259L104 260H100V258H98ZM120 256H123L120 258L119 260V257ZM209 256V257H208ZM20 259H19V258ZM37 257V258H36ZM53 257L54 259L52 260ZM61 257V258H60ZM77 257V258H76ZM105 257V258H104ZM117 257V258H116ZM132 257V258H131ZM153 257V259H152ZM158 257V258H157ZM195 260V262L192 260V258ZM225 259H224V258ZM18 258V259H17ZM57 258V260H56ZM68 259V260H65ZM70 258V260H69ZM98 258V259H97ZM116 258V259H115ZM129 260H128V259ZM144 260H142V259ZM160 258V259H159ZM22 259V261H21ZM30 259V260H29ZM52 261H50V260ZM59 259V260H58ZM60 259H62V261H60ZM93 259L94 261L96 262H93ZM108 261H107V260ZM134 259V260H132ZM138 262H136V260ZM153 261H152V260ZM156 259V260H155ZM162 259L164 261H162ZM191 259V262L189 261ZM210 259V260H212ZM15 261V262H12V261ZM98 260V261H97ZM111 260V262H109ZM114 260L117 262H114ZM159 260V261H158ZM183 260V259H181ZM208 262H207V261ZM224 260V261H223ZM10 261V262H8ZM21 261V262H20ZM53 261H55L53 263ZM69 261V262H68ZM73 261V260H72ZM144 261V262H142ZM167 261V262H166ZM175 261V262H174ZM177 261V262H176ZM184 261V260H183ZM197 261V262H198ZM206 261V262H205ZM0 262H2V264H5L3 260L0 259ZM6 262V261H5ZM36 262V263H35ZM52 262V263H51ZM57 262V263H56ZM135 262V263H134ZM142 262V263H141ZM147 262V263H146ZM156 262V263H155ZM194 262V263H193ZM102 263V262H101ZM152 263V264H153ZM182 263V261H181ZM180 263V264H181ZM1 264V263H0ZM211 264V263H210Z\"/></svg>","mask_w":264,"mask_h":264},{"label":"clouds","instance_id":"9594fccd","mask_svg":"<svg viewBox=\"0 0 264 264\" xmlns=\"http://www.w3.org/2000/svg\"><path fill=\"white\" fill-rule=\"evenodd\" d=\"M0 36L65 43L106 65L125 64L170 42L169 58L225 44L264 74V0H0ZM227 46V45H226Z\"/></svg>","mask_w":264,"mask_h":264},{"label":"bare ground","instance_id":"6f19581e","mask_svg":"<svg viewBox=\"0 0 264 264\" xmlns=\"http://www.w3.org/2000/svg\"><path fill=\"white\" fill-rule=\"evenodd\" d=\"M1 37H2V36H1ZM1 37H0V38H1ZM3 37H4V36H3ZM5 37H6V36H5ZM228 37H229V36H228ZM1 39H2V38H1ZM225 39H226V38H225ZM6 40H7V38H6ZM2 41L4 42V40H2ZM231 41H232V39H231ZM12 42H13V41H12ZM12 42H11V43H12ZM32 42H33V41H32ZM233 42H234V41H233ZM0 43H1V42H0ZM14 43H15V42H14ZM40 43H41V41H40ZM174 43H175V42H174ZM2 44H3V43H2ZM65 44H66V43H65ZM170 44H171V42H170ZM172 44H173V43H172ZM8 45H10V44H8ZM19 45H20V44H19ZM19 45H17V46H19ZM45 45H46V44H45ZM67 45H68V44H67ZM173 45H174V44H173ZM175 45H176V43H175ZM221 45H222V44H221ZM2 46H3V45H2ZM6 46H7V45H6ZM166 46H167V45H166ZM166 46H165V47H166ZM206 46H207V45H206ZM233 46H234V45H233ZM50 47H51V46H50ZM171 47H172V46H171ZM177 47H178V46H177ZM213 47H214V46H213ZM226 47H227V46H226ZM234 47H235V46H234ZM64 48H66V46H65ZM71 48H73V47H71ZM166 48H167V47H166ZM210 48H211V47H210ZM218 48H219V47H218ZM27 49H28V48H27ZM40 49H41V48H40ZM68 49H69V48H68ZM68 49H67V50H68ZM163 49H164V48H163ZM207 49H208V47H207ZM6 50H8V48H7ZM9 50H10V49H9ZM25 50H26V49H25ZM55 50H56V48H55ZM59 50H60V49H59ZM161 50H162V49H160V51H161ZM192 50H194V49H192ZM203 50H204V49H203ZM2 51H4V50H2ZM14 51H15V50H14ZM41 51H42V50H41ZM53 51H54V50H53ZM56 51H57V50H56ZM60 51H61V50H60ZM60 51H58V52L61 53ZM73 51H74V49H73ZM160 51L158 50V52H160ZM205 51H206V50H205ZM7 52H8V51H7ZM37 52H38V51H37ZM44 52H45V51H44ZM70 52H71V51H70ZM166 52H167V50L165 51V53H166ZM2 53H3V52H2ZM11 53H12V52H11ZM11 53H10V54H11ZM28 53H29V52H28ZM47 53H48V52H47ZM53 53H54V52H53ZM59 53H58V54H59ZM66 53H67V52H66ZM74 53H75V52H74ZM156 53H157V52H156ZM163 53H164V50H163ZM163 53H160V56H161V54H162L163 57H164V59H165V53H164V54H163ZM168 53H169V51H168ZM201 53H202V52H201ZM21 54H22V53H21ZM30 54H31V53H30ZM70 54H71V53H70ZM70 54H69V55H70ZM76 54H77V53H76ZM76 54H75V55H76ZM1 55H2V54H1ZM1 55H0V56H1ZM6 55H7V54H6ZM11 55H12V54H11ZM66 55H67V54H66ZM72 55H73V54H72ZM152 55H153V54H152ZM152 55H151V57H152ZM154 55H155V54H154ZM157 55H158V57H159V54H157ZM8 56H9V55H8ZM19 56H20V55H19ZM29 56H30V55H29ZM32 56H33V55H32ZM43 56H44V55H43ZM54 56H55V54H54ZM77 56H78V55H77ZM83 56H84V55H83ZM167 56H168V58H169V55H168V54H167ZM167 56H166V59H168ZM199 56H200V55H199ZM3 57H5V56H3ZM12 57H13V55H12ZM24 57H25V56H24ZM26 57H27V56H26ZM57 57H58V56H57ZM66 57H67V56H66ZM143 57H144V56H143ZM192 57H193V56H192ZM15 58H16V56H15ZM22 58H23V57H22ZM64 58H65V57H64ZM81 58H82V57H81ZM144 58H147V57H144ZM185 58H186V57H185ZM187 58H188V57H187ZM194 58H195V55H194ZM2 59H3V58H2ZM11 59H12V58H11ZM17 59H18V58H17ZM85 59H86V58H85ZM148 59H149V57H148ZM169 59H170V58H169ZM169 59H168V60H169ZM183 59H184V58H183ZM6 60H7V59H5V61H6ZM9 60H10V59H9ZM12 60H13V59H12ZM19 60H20V59H19ZM21 60H22V59H21ZM28 60H30V59H28ZM28 60H25V61L27 62ZM33 60H34V59H33ZM36 60H37V59H36ZM43 60H44V59H43ZM55 60H56V59H55ZM69 60H70V59H69ZM142 60H143V58H142ZM149 60H150V59H149ZM154 60H155V59H154ZM157 60H158V59H157ZM161 60H163V59H161ZM168 60H167V61H168ZM171 60H173V63H174V59H170V61H171ZM189 60L191 61L190 58H189ZM192 60H193V59H192ZM0 61H1V60H0ZM17 61H18V60H17ZM31 61H32V60H31ZM49 61H50V60H49ZM52 61H53V60H52ZM61 61H62V60H61ZM138 61H139V59H138ZM167 61L165 60V62H167ZM186 61H187V60H186ZM7 62H8V61H7ZM21 62L25 63L23 60H22ZM75 62H76V61H75ZM82 62H83V60H82ZM129 62H130V61H129ZM136 62H137V61H136ZM136 62H135V63H136ZM143 62H145V61H143ZM146 62H147V60H146ZM159 62H160V61H159ZM17 63H18V62H17ZM31 63H32V62H31ZM31 63H30V65H31ZM41 63H42V62H41ZM70 63H71V62H70ZM72 63H73V61H72ZM78 63H80V62H78ZM97 63H98V62H97ZM138 63H139V62H138ZM138 63H137V64H138ZM141 63H142V62H141ZM161 63H162V62H160V64H161ZM170 63H171V62H170ZM170 63L168 62L167 64L169 65ZM20 64H21V63H19V65H20ZM25 64H26V63H25ZM25 64H24V65H25ZM32 64H33V63H32ZM65 64H66V63H65ZM137 64H136L135 66H137ZM145 64H146V63H145ZM148 64H149V63H148ZM152 64H153V63H152ZM157 64H158V62H157ZM157 64H156V65H157ZM160 64H159V65H160ZM164 64H165V63H164V61H163V64H161V66L164 65ZM176 64H177V63L175 62V65H176ZM185 64H187V63H185ZM2 65H3V64H2ZM11 65H12V63H11ZM14 65H15V64H14ZM24 65H23V66H24ZM26 65H27V64H26ZM33 65H34V64H33ZM47 65H48V62H47ZM90 65H91V63H90ZM126 65H127V64H126ZM131 65H132V64H131ZM149 65H150V64H149ZM170 65L172 66V64H170ZM183 65H184V64H183ZM7 66H8V65H7ZM15 66H16V65H15ZM35 66H36V64H35ZM45 66H46V65H45ZM99 66H100V65H99ZM99 66H98V67H99ZM116 66H117V65H116ZM121 66H122V65H121ZM133 66H134V65H133ZM141 66H142V65H141ZM143 66H144V65H143ZM151 66H152V65H151ZM151 66H150V67H151ZM178 66H179V65H178ZM17 67H19L18 64H17ZM36 67H37V66H36ZM40 67H42V66L40 65ZM43 67H44V66H43ZM47 67H48V66H47ZM55 67H56V66H55ZM69 67H70V65H69ZM69 67H68V68H69ZM74 67H75V66H74ZM89 67H90V66H89ZM112 67H115V66L113 65ZM122 67H123V66H122ZM159 67H160V66H159ZM166 67H167V66H166ZM168 67H169V66H168ZM181 67H183V66H181ZM184 67H185V66H184ZM4 68H5V66H4ZM6 68H7V67H6ZM8 68H9V67H8ZM10 68H11V67H10ZM25 68H28V67L25 66ZM33 68H35V67H33ZM49 68H51V67H49ZM53 68H54V67H53ZM53 68H51V69H53ZM64 68H65V65H64ZM120 68H121V67H120ZM139 68H140V67H139ZM162 68H163V66H162ZM170 68H171V67H170ZM170 68H169V70H170ZM173 68H174V65H173L172 69H173ZM188 68H189V67H188ZM201 68H202V67H201ZM40 69H41V68H40ZM47 69H48V68H47ZM59 69H60V68H59ZM59 69H58V70H59ZM85 69H86V68H85ZM85 69H84V70H85ZM93 69H94V68H93ZM97 69H98V68H97ZM97 69H95V70H97ZM118 69H119V68H118ZM118 69H117V70H118ZM133 69H134V68H133ZM140 69H141V68H140ZM143 69H144V71H145V68H143ZM156 69H157V67H156ZM158 69H159V68H158ZM158 69H157V70H158ZM164 69H165V66H164ZM164 69H163V70H164ZM186 69H187V68H186ZM4 70H6V69H4ZM7 70H8V69H7ZM7 70H6L5 72H3V74L6 73V72H8ZM11 70H12V69H11ZM11 70H10V72L13 71V70H12V71H11ZM26 70H27V69H26ZM53 70H55V69H53ZM72 70H73V68H72ZM103 70H104V69H102L101 71H103ZM134 70H135V69H134ZM150 70H151V69H150ZM173 70H174V69H173ZM181 70H182V68L180 69V72H181ZM190 70H191V69H190ZM196 70H197V69H196ZM28 71H30V70H28ZM37 71H38V70H37ZM49 71H50V69H49ZM87 71H88V70H87ZM152 71H153V69H152ZM152 71H151V72H152ZM154 71H155V70H154ZM0 72H1V71H0ZM31 72H33V71H31ZM73 72H74V71H73ZM91 72H93V70H92ZM116 72H117V71H116ZM124 72H125V71H124ZM135 72H136V70H135ZM147 72H148V71H147ZM147 72H145V75H147ZM151 72H150V73H151ZM158 72H160V71H158ZM174 72H176V71H174ZM177 72H178V70H177ZM184 72H185V71H184ZM12 73H13V72H12ZM18 73H19V72H18ZM37 73H38V72H37ZM50 73H53V71L50 72ZM50 73H49V75H50ZM55 73H56V72H55ZM64 73H65V72H64ZM71 73H72V72H71ZM74 73H75V72H74ZM84 73H85V72H84ZM95 73H96V72H95ZM105 73H106V72H105ZM126 73H127V72H126ZM142 73H143V72H142ZM181 73H182V72H181ZM186 73H187V72H186ZM189 73H190V72H189ZM200 73H201V72H200ZM8 74H11V73H8ZM8 74H6V75H8ZM14 74L16 75V73H14ZM25 74H26V73H25ZM34 74H35V73H34ZM60 74H62V73H60ZM86 74H87V72H86ZM90 74H91V73H89V75H90ZM103 74H104V72H103ZM103 74L101 73L100 76H103ZM108 74H109V73H108ZM117 74H119V73H117ZM123 74H124V73H123ZM152 74H153V72H152ZM152 74H151V75H152ZM157 74H158V73H157ZM157 74H156V75H157ZM162 74H163V77H165L164 79L173 78L172 70L169 71V72H168V70L163 71ZM4 75H5V74H4ZM4 75H3V76H4ZM19 75H20V74H19ZM32 75H33V73H32ZM40 75H41V74H40ZM64 75L66 76V74H64ZM81 75H82V74H81ZM93 75H94V74H93ZM93 75H91V76H93ZM97 75H98V74H97ZM121 75H122V72H121ZM126 75H127V74H126ZM148 75H149V74H148ZM153 75H154V74H153ZM158 75H159V74H158ZM160 75H161V74H160ZM181 75H182V74H181ZM192 75H193V74H192ZM196 75H197V73H196ZM201 75H202V74H201ZM9 76H11V75H9ZM12 76H14V75H12ZM42 76H43V75H42ZM70 76H71V75H70ZM70 76H69V77H70ZM91 76H90V77H91ZM104 76H105V74H104ZM112 76H113V75H112ZM138 76H139V75H138ZM140 76H141V75H140ZM142 76H143V75H142ZM149 76H150V75H149ZM194 76H195V75H194ZM199 76H200V75H199ZM36 77H37V76H36ZM38 77H39V76H38ZM56 77H57V76H56ZM67 77H68V76H67ZM73 77H74V76H73ZM75 77H76V76H75ZM123 77H124V76H123ZM129 77H130V75H129ZM160 77H161V76H160ZM175 77H176V76H175ZM175 77H174V78H175ZM177 77H178V76H177ZM1 78H2V77H1ZM11 78H12V77H11ZM16 78H17V80H18V79L20 78V76H19V77H16ZM22 78H23V77H22ZM22 78H21V80H22ZM46 78H47V77H46ZM65 78H66V77H65ZM109 78H110V77H109ZM145 78H146V76H145ZM189 78H190V77H189ZM196 78H199V77H196ZM2 79H3V78H2ZM23 79H24V78H23ZM69 79H70V78H69ZM97 79H98V77H97ZM107 79H108V76H107ZM134 79H137V78H134ZM146 79H147V78H146ZM153 79H155L154 76H153ZM164 79H163V80H164ZM175 79H176V78H175ZM0 80H1V79H0ZM12 80H13V78H12ZM61 80H62V78H61ZM71 80H72V79H71ZM79 80H81V79H79ZM89 80H90V79H89ZM92 80H93V79H92ZM150 80H151V79H149V81H150ZM158 80H159V78H158ZM161 80H162V79H161ZM177 80H178V79H177ZM182 80H183V78L181 79V81H182ZM5 81H6V80H5ZM14 81H15V80H14ZM22 81H23V80H22ZM67 81H68V80H67ZM76 81H77V80H76ZM84 81H86V80H84ZM95 81H96V80H95ZM108 81H109V80H108ZM110 81H111V80H110ZM136 81H137V80H136ZM142 81H144V79H143ZM147 81H148V79L146 80V82H147ZM151 81H153V80H151ZM159 81H160V80H159ZM189 81H190V80H189ZM199 81H200V80H199ZM201 81H202V80H201ZM20 82H21V81H19V83H20ZM59 82H60V81H59ZM71 82H72V81H71ZM89 82H90V81H89ZM93 82H94V81H93ZM96 82H98V81H96ZM101 82H102V81H101ZM104 82H105V81H104ZM116 82H118V81H116ZM138 82H139V81H138ZM163 82H165V80H164ZM6 83H7V82H6ZM17 83H18V82H17ZM25 83H26V82H25ZM60 83H61V82H60ZM126 83H127V82H126ZM136 83H137V82H136ZM141 83L143 84V82H141ZM141 83H140V84H141ZM157 83H158V82H157ZM160 83H161V82H160ZM165 83H166V82H165ZM189 83H190V82H189ZM202 83H203V82H202ZM1 84H2V83H1ZM1 84H0V85H1ZM4 84H5V83H4ZM12 84H13V83H12ZM21 84H22V83H21ZM67 84H68V83H67ZM92 84H93V83H92ZM98 84H99V83H98ZM101 84H102V83H101ZM108 84H109V83H108ZM111 84H112V83H111ZM118 84H119V82H118ZM132 84H133V83H132ZM142 84H141V85H142ZM145 84H146V83H145ZM167 84H168V83H167ZM179 84H180V82H179ZM13 85H14V84H13ZM76 85H77V84H76ZM79 85H80V82H79ZM79 85L77 86V88L79 87ZM96 85H97V84H96ZM99 85H100V84H99ZM112 85H114V84H112ZM134 85H135V84H134ZM1 86H2V85H1ZM3 86H4V85H3ZM7 86H8V85H7ZM9 86H10V85H9ZM15 86H16V85H15ZM15 86H14V87H15ZM88 86H91V84L88 85ZM124 86H125V85H124ZM129 86H130V85H129ZM135 86H136V85H135ZM146 86H147V90H148V88L151 87V84H150V86H149L148 84H147ZM146 86H144V88H146ZM148 86H149V87H148ZM154 86H155V85H154ZM162 86H163V85H162ZM165 86H166V85H165ZM168 86H170V85H168ZM168 86H167V87H168ZM188 86H189V85H188ZM19 87H20V86H19ZM35 87H36V86H35ZM68 87H69V86H68ZM72 87H73V86H72ZM81 87H82V86H81ZM81 87H80V88H81ZM84 87H85V86H84ZM107 87H108V86H107ZM109 87H110V85H109ZM120 87H121V85H120ZM127 87H128V86H127ZM160 87H161V86H160ZM192 87H193V85H192ZM1 88H2V87H1ZM6 88H7V87H6ZM11 88H12V87H11ZM17 88H18V86H17ZM46 88H47V87H46ZM87 88H89V87H87ZM87 88H86V89H87ZM97 88H99V87H97ZM97 88H96V89H97ZM100 88H101V87H100ZM104 88H105V86H104ZM113 88H115V86H113ZM118 88H119V87H118ZM170 88H171V87H169V89H170ZM173 88H174V86H173ZM173 88H172V89H173ZM180 88H181V87H180ZM185 88H186V87H185ZM194 88H195V87H194ZM194 88H193V89H194ZM200 88H201V87H200ZM12 89H13V88H12ZM15 89H16V88H15ZM35 89H36V88H35ZM43 89H44V88H43ZM74 89H75V88H74ZM81 89H83V88H81ZM89 89H90V88H89ZM91 89L93 90V87H92ZM94 89H95V88H94ZM106 89H107V88H106ZM122 89H123V88H122ZM150 89H151V88H150ZM160 89H161V88H160ZM162 89H163V88H162ZM164 89H165V88H164ZM167 89H168V88H167ZM167 89H166V90H167ZM5 90H6V89H5ZM10 90H11V89H10ZM10 90H9V91H10ZM49 90H50V89H49ZM108 90H109V89H108ZM108 90H107V91H108ZM129 90H130V89H129ZM166 90H164V91H166ZM176 90H177V89H176ZM187 90H188V89H187ZM0 91L2 92V90H0ZM22 91H23V89H22ZM58 91H60V90H58ZM58 91H57V92H58ZM72 91H73V89H72ZM87 91H88V89H87ZM102 91H103V90H102ZM104 91H105V90H104ZM109 91H110V90H109ZM112 91H113V89H112ZM116 91H119V89L116 90ZM138 91H139V90H138ZM140 91H141V90H140ZM142 91H143V90H142ZM148 91H149V90H148ZM153 91H154V89H153ZM173 91H174V90H173ZM173 91H172V92H173ZM182 91H183V90H180V94H181ZM39 92H40V90H39ZM74 92H75V91H74ZM82 92H83V91H82ZM88 92H89V91H88ZM93 92H94V91H93ZM98 92H99V95H100L101 90L98 91ZM98 92H97V93H98ZM124 92H125V91H124ZM135 92H136V91H135ZM145 92H146V91H145ZM161 92L164 93L163 91L160 90V91H158V95H160L159 93H161ZM176 92H178V91H176ZM183 92H184V91H183ZM2 93H4V91H3ZM8 93H10V92H8ZM12 93H13V92H12ZM24 93H25V91H24ZM60 93H61V92H60ZM70 93H71V92H70ZM84 93H85V92H84ZM84 93H83V94H84ZM97 93H95V94H97ZM108 93H109V92H108ZM114 93H115V92H114ZM120 93H121V92H120ZM120 93H119V94H120ZM122 93H123V92H122ZM133 93H134V91H133ZM133 93H132V94H133ZM136 93H138V92H136ZM147 93H148V92H147ZM150 93H151V91H150ZM166 93H167L166 95L172 94L171 91H170V93H169V91H168V92L166 91ZM174 93H175V92H173V94H174ZM185 93H186V92H185ZM201 93H202V92H201ZM6 94H7V91H6ZM42 94H43V93H42ZM44 94H45V92H44ZM75 94H78V92H76ZM83 94H81V97H82ZM86 94H87V93H86ZM86 94H85V95H86ZM89 94H91V90H90V93H89ZM92 94H93V93H92ZM110 94H111V93H110ZM126 94H127V93H126ZM128 94H129V93H128ZM142 94H143V92H142ZM178 94H179V93H178ZM178 94H177V95H178ZM182 94H183V93H182ZM45 95H46V94H45ZM52 95H53V94H52ZM73 95H74V94H73ZM79 95H80V94H79ZM93 95H94V94H93ZM112 95H113V92H112ZM134 95H135V94H134ZM147 95H148V94H147ZM147 95H146V96H147ZM0 96H1V93H0ZM3 96H6V95L4 94V95H2V97H3ZM27 96H28V95H27ZM75 96H76V95H75ZM87 96H88V95H87ZM89 96H90V95H89ZM101 96H102V95H101ZM101 96H99V97H101ZM114 96H116V95H114ZM114 96H113V97H114ZM123 96H124V95H123ZM123 96H121V97H122V98H125V97H123ZM126 96H127V95H126ZM148 96H149V95H148ZM160 96H161V95H160ZM160 96H159V97H160ZM169 96L171 97L172 95H169ZM173 96H174V95H173ZM179 96H180V95H178V97H179ZM199 96H200V95H199ZM6 97H7V96H6ZM67 97H68V95H67ZM78 97H80V96H78ZM81 97H80V98H81ZM102 97H103V96H102ZM113 97H112V99H113ZM127 97H129V96H127ZM127 97H126V100H127V99L129 100V98H127ZM130 97H131V96H130ZM166 97H167V96H166ZM166 97H164V98H166ZM170 97H169V98H170ZM176 97H177V96H176ZM32 98H33V97H32ZM53 98H54V97H53ZM60 98H61V97H60ZM62 98H63V96H62ZM69 98H70V97H68V99H69ZM80 98H78V99H80ZM91 98H92V97H91ZM105 98H106V97H105ZM109 98H110V97H109ZM144 98H145V97H144ZM164 98L162 97L161 99H160V98H159V99H160V100H163ZM169 98H167L166 100L168 101ZM171 98H172V97H171ZM173 98L175 99V97H173ZM173 98H172V100H173ZM184 98H185V97H184ZM9 99H10V98H9ZM16 99H17V98H16ZM16 99H15V100H16ZM23 99H25V98L23 97ZM38 99H39V98H38ZM66 99H67V98H66ZM76 99H77V97H76ZM81 99H82V98H81ZM100 99H101V98H100ZM102 99H103V98H102ZM107 99H108V98H107ZM116 99H117V98H115V100H116ZM119 99H120V98H119ZM131 99H132V98H131ZM131 99H130V101H131ZM145 99H146V98H145ZM159 99H158V100H159ZM179 99H180V98H179ZM182 99H183V98H182ZM182 99H181L180 101H182ZM189 99L192 100L191 98H189ZM202 99H203V97H202ZM0 100H2V98H1ZM4 100H5V99H4ZM6 100H8V99H6ZM11 100H12V98H11ZM11 100H10V101H11ZM13 100H14V99H13ZM13 100H12V101H13ZM28 100L30 101V99H28ZM39 100H40V99H39ZM59 100H61V99H59ZM59 100H58L57 103L60 105ZM74 100H75V98H74ZM90 100H91V99H90ZM90 100H88V101H90ZM92 100H93V99H92ZM92 100H91V101H92ZM108 100H109V99H108ZM113 100H114V99H113ZM128 100H127V101H128ZM169 100H170V99H169ZM176 100H177V99H176ZM185 100H187V99H185ZM190 100H188V101H190ZM8 101H9V100H8ZM24 101H25V100H24ZM75 101H76V100H75ZM78 101H79V100H78ZM78 101H77V102H78ZM93 101H94V100H93ZM99 101H101V103H102V101H104V103H105V101H107V100H99ZM99 101H98V103H99ZM117 101H118V99H117ZM117 101H115V102H113V103L115 104V103H120V102H121V101H120V102H119V101L117 102ZM122 101H123V100H122ZM127 101H126V102H127ZM152 101H153V100H152ZM177 101H178V100H177ZM1 102H2V101H1ZM13 102H14V101H13ZM19 102H21V99H20ZM30 102H31V101H30ZM30 102H29V103H30ZM53 102H54V101H53ZM61 102H62V101H61ZM72 102H73V101H72ZM79 102H80V105H78V107H79V106H82L81 104H82L83 101L81 102V100H80ZM79 102H78V104H79ZM131 102H133V100H132ZM169 102H171V101H169ZM174 102H175V101H174ZM178 102H179V101H178ZM178 102H176V103H178ZM183 102L185 103V101H183ZM192 102H193V101H192ZM201 102H202V101H201ZM31 103H32V102H31ZM36 103H37V101H36ZM45 103H46V102H45ZM70 103H71V102H70ZM86 103H87V102H86ZM86 103H85V104H86ZM96 103H97V102H96ZM101 103H100L99 105H101ZM122 103L124 104V102H122ZM129 103H130V102H129ZM152 103H153V102H152ZM162 103H163V102H162ZM176 103H175V104H176ZM179 103H180V102H179ZM181 103H182V102H181ZM5 104H6V103H5ZM19 104H21V103H19ZM26 104H27V103H26ZM26 104H25V105H26ZM32 104H34V103H32ZM37 104H38V103H37ZM47 104H48V103H47ZM63 104H64V103H63ZM93 104H94V103H93ZM127 104H128V102H127ZM134 104L137 105L136 103H134ZM167 104H168V103H167ZM170 104H171V103H170ZM173 104H174V103H172V105H173ZM186 104H189V103L187 102ZM186 104H185V106H186ZM192 104H193V103H192ZM2 105H3V103H2ZM2 105H1V107H2ZM15 105H16V104H15ZM39 105H40V104H39ZM48 105H49V104H48ZM53 105H54V103H53ZM64 105H65V104H64ZM66 105H67V104H66ZM88 105H89V104H88ZM90 105H91V104H90ZM90 105H89V106H90ZM96 105H97V104H96ZM115 105H116V104H115ZM124 105H125V104H124ZM131 105H132V104H131ZM140 105H143V103L140 104ZM144 105H145V103H144ZM160 105H161V104H160ZM162 105H163V104H162ZM162 105H161V106H162ZM165 105H166V103H164L163 108H164V107H166V108L169 107V104H168V106H167V105L165 106ZM181 105H183V104H181ZM190 105H191V104H190ZM190 105H189V106H190ZM193 105H194V104H193ZM5 106H6V105H5ZM8 106H9V105H8ZM18 106H19V105H18ZM21 106H22V105H21ZM26 106H27V105H26ZM26 106H25V107H26ZM30 106H31V105H30ZM30 106H29V107H30ZM36 106H37V105H36ZM41 106H42V105H41ZM45 106H46V105H45ZM45 106H44V107H45ZM62 106H63V105H62ZM70 106H71V105H70ZM76 106H77V104H76ZM104 106H106V104H104ZM112 106H113V105H111L110 110L114 109V107H115V106H114V107H112ZM127 106H128V105H127ZM133 106H134V105H133ZM133 106H132V109H133ZM173 106H174V105H173ZM16 107H17V106H16ZM33 107H34V106H33ZM46 107H47V106H46ZM46 107H45V108H46ZM48 107H50V106H48ZM66 107H67V106H66ZM84 107H85V105H84V103H83L82 108H84ZM125 107H126V106H125ZM137 107H138V106H136L135 108H137ZM182 107H183V106H182ZM191 107H192V105H191ZM12 108H13V107H12ZM45 108H44V109H45ZM55 108H56V107H55ZM57 108H59V106H58ZM63 108H64V107H63ZM75 108H76V107H75ZM119 108H120V107H119ZM142 108H144V107L141 106V109H142ZM146 108H147V107H146ZM146 108H145V109H146ZM155 108H156V107H155ZM158 108H159V107H158ZM158 108H157V109H158ZM170 108H171V107H170ZM176 108H177V107H176ZM197 108H198V107H197ZM197 108H196V109H197ZM3 109H4V108H3ZM5 109H6V107H5ZM14 109H15V108H13V111H14ZM20 109H21V108H20ZM29 109H30V108H29ZM31 109H32V108H31ZM34 109H36V108L34 107ZM38 109H39V108H38ZM40 109H41V108H40ZM48 109H49V108H48ZM48 109H47V110H48ZM73 109H74V108H73ZM80 109H81V108H80ZM100 109H102V108H100ZM103 109H104V107H103ZM106 109H107V108H106ZM122 109H123V108H122ZM124 109H125V108H124ZM124 109H123V110H124ZM127 109H129V108L127 107ZM164 109H165V108H164ZM167 109H168V108H167ZM192 109H193V108H190V110H192ZM18 110H19V109H18ZM84 110H85V109H84ZM94 110H95V109H94ZM94 110H93V111H94ZM108 110H109V109H108ZM110 110H109V112H110ZM119 110H120V109H119ZM123 110H122V111H123ZM130 110H131V109H130ZM133 110H134V109H133ZM135 110H136V109H135ZM135 110H134V111H135ZM143 110H144V109H143ZM146 110H147V109H146ZM165 110H166V109H165ZM169 110L174 111L173 108H171V109H169ZM185 110H186V109L184 108L183 112H184ZM2 111H3V110H2ZM11 111H12V110H11ZM29 111H30V110H29ZM29 111H28V112H29ZM35 111H36V110H35ZM35 111H34V112H35ZM37 111H38V110H37ZM50 111H51V110H50ZM57 111H58V110H57ZM68 111H70V110H68ZM72 111H73V110H72ZM75 111H76V109H75ZM81 111H82V110H81ZM81 111L78 112V113H76L78 118H81V117H79V116H80L79 113L84 114L83 112H85V111H82V112H81ZM95 111H96V110H95ZM99 111L102 112V110H99ZM131 111H132V110H131ZM155 111H157V110H155ZM159 111H161V109H160ZM167 111H168V110H167ZM176 111H178V110H176ZM16 112H18V111H16ZM24 112H25V111H24ZM32 112H33V110H32ZM40 112H42V111H40ZM66 112H67V111H66ZM96 112H98V110H97ZM109 112H107V114H108ZM125 112H127V111L125 110V111H124V114H125ZM128 112H129V110H128ZM141 112H142V111H141ZM169 112L171 113V111H169ZM174 112H175V111H174ZM196 112H197V111H196ZM2 113H3V112H2ZM2 113H1V111H0V116L3 115ZM7 113H8V112H7ZM9 113H10V112H9ZM18 113H19V112H18ZM30 113H31V111L29 112V114H30ZM86 113H87V112H86ZM86 113H85V114H86ZM90 113H91V112H90ZM129 113H130V112H129ZM132 113H133V112H132ZM136 113H137V112H136ZM136 113H134V114H136ZM146 113H149V111H148V112L146 111ZM170 113H169V114H170ZM172 113H173V112H172ZM186 113H187V112H186ZM186 113H185V114H186ZM197 113H198V112H197ZM5 114H6V113H5ZM5 114H4V115H5ZM14 114H15V113H14ZM19 114H20V113H19ZM27 114H28V113H27ZM36 114H39V113H36ZM40 114H41V113H40ZM40 114H39V115H40ZM64 114H65V113H64ZM85 114H84V115H85ZM100 114H101V113H100ZM118 114H119V113H118ZM122 114H123V113H122ZM122 114H121V116H122ZM124 114H123V115H124ZM134 114H132V115H134ZM138 114H139V112H138ZM155 114L157 115L156 112H155ZM158 114H159V113H158ZM187 114H188V113H187ZM4 115L1 116V120H2V118L4 117ZM21 115H22V113H21ZM31 115H32V113H31ZM71 115H73V114H71ZM78 115H79V116H78ZM92 115H94V114H92ZM92 115H89V116L91 117ZM95 115H96V114H95ZM98 115H99V114H98ZM105 115H106V114H105ZM114 115H115V114H114ZM142 115H143V114H142ZM146 115H147V114H146ZM149 115H150V116H151V115H154V113H153V114L149 113ZM174 115H175V114H174ZM176 115H177V112H176ZM178 115L180 116V114H178ZM9 116H10V115H9ZM15 116H16V115H15ZM25 116H26V115H25ZM85 116H86V115H85ZM111 116H112V115H111ZM111 116H110V117H111ZM127 116H128V115H127ZM129 116H131V115H129ZM138 116H140V115H138ZM143 116H144V115H143ZM150 116H148V117H150ZM158 116H159V115H158ZM161 116H162V115H161ZM170 116H171V115H170ZM179 116H178V118H179ZM183 116H185V115H183ZM5 117H6V115H5ZM7 117H8V115H7ZM12 117H13V116H12ZM18 117H19V116H18ZM39 117H40V116H39ZM71 117H73V116H71ZM77 117H76V118H77ZM122 117H123V116H122ZM132 117H133V116H132ZM136 117H137V116H136ZM166 117H167V115H166ZM171 117H172V116H171ZM176 117H177V116H174V119H176ZM192 117H193V116H192ZM8 118H9V117H8ZM13 118L16 119L17 117H13ZM21 118H22V117H21ZM32 118H35V117H32ZM36 118H38L37 115H36ZM48 118H49V117H48ZM62 118H63V117H62ZM78 118H77V119H78ZM83 118H84V117H83ZM83 118H82V119H83ZM85 118H86V117H85ZM101 118H102V117H101ZM108 118H109V117H108ZM114 118H115V117H114ZM137 118H138V117H137ZM186 118H187V116H186ZM197 118H198V117H197ZM23 119H24V118H23ZM27 119H28V118H27ZM29 119H30V118H29ZM40 119H41V117H40ZM42 119H43V118H42ZM58 119H61V118H58ZM77 119H76V120H77ZM89 119H90V118H89ZM93 119H94V118H93ZM93 119H92V120H93ZM116 119H117V118H116ZM131 119H132V118H131ZM153 119H154V118H153ZM163 119H164V118H163ZM167 119H168V118H167ZM179 119H182V117L179 118ZM183 119H184V118H183ZM6 120H7V118H6ZM9 120H10V118H9ZM12 120H13V119H12ZM17 120H18V119H17ZM20 120L22 121V119H20ZM44 120H45V119H44ZM47 120H48V119H47ZM50 120H51V119H50ZM109 120H112V121H113V119H110V118H109ZM124 120H125V117H124ZM127 120H130V119H127ZM127 120H126V122H127ZM141 120H142V119H141ZM168 120H171V119H168ZM176 120H177V119H176ZM176 120H175V121H176ZM198 120H199V119H198ZM14 121H15V120H14ZM25 121H26V120H25ZM27 121H28V120H27ZM29 121H30V120H29ZM35 121H36V120H35ZM37 121H38V120H37ZM59 121H60V120H59ZM68 121H69V120H68ZM77 121H78V120H77ZM82 121H83V120H82ZM93 121H94V120H93ZM93 121H92V122H93ZM112 121H111V122H112ZM114 121H115V120H114ZM116 121H117V120H116ZM116 121H115V122H116ZM130 121H131V120H130ZM150 121H151V120H150ZM161 121H162V118H161ZM175 121H173L172 123H174ZM182 121H183V120H182ZM185 121H186V119H185ZM190 121H191V120H190ZM190 121H188V122H190ZM192 121H193V120H192ZM194 121H195V120H194ZM202 121H203V120H202ZM2 122H3V121H2ZM4 122H5V121H4ZM15 122H16V121H15ZM18 122H19V121H18ZM22 122H23V121H22ZM61 122H62V121H61ZM118 122H119V121H118ZM141 122H142V121H141ZM178 122H179V123H178ZM180 122H181L180 120H178V121L176 122V123H178V126H177V127H179ZM188 122H187V123H188ZM19 123H21V122H19ZM24 123H25V122H23V124H24ZM31 123H32V122H31ZM45 123H46V122H45ZM47 123H48V121H47ZM47 123H46V124H47ZM50 123H51V122H50ZM52 123H53V122H52ZM54 123H55V121H54ZM63 123H65V122H63ZM63 123H61V124H63ZM69 123H70V122H69ZM84 123H85V122H84ZM106 123H107V122H105V124H106ZM164 123H165V122H164ZM172 123H171V121H170V123H169L168 126H170V124L173 125ZM176 123H174V124L177 125ZM182 123H183V122H182ZM192 123H193V122H192ZM196 123H197V121H196ZM196 123H195V124H196ZM198 123H199V122H198ZM1 124H2V123H1ZM7 124H9V122H7ZM35 124H36V123H35ZM35 124H33V125H35ZM57 124H58V123H57ZM67 124H68V123H67ZM99 124H101V123H99ZM111 124H114V125H115V124H117V123H111ZM128 124H130V126H131V122L128 123ZM140 124H141V123H140ZM161 124H162V123H161ZM183 124H184V123H183ZM190 124H191V123H190ZM190 124H189V125H190ZM2 125H3V124H2ZM18 125H19V124H18ZM20 125H21V124H20ZM29 125H30V122H29ZM29 125H28V126H29ZM31 125H32V124H31ZM33 125H32V127H34ZM43 125H44V124H43ZM59 125H60V124H59ZM59 125H58V126H59ZM68 125L73 126L71 123L68 124ZM76 125H78L77 127H79V124H78V123H77ZM91 125L94 126L93 124H91ZM106 125H107V127H108V123H107ZM109 125H110V124H109ZM119 125H121L120 122H119ZM141 125H142V124H141ZM189 125H188V126H189ZM11 126H12V125H11ZM21 126H22V125H21ZM36 126H37V125H36ZM38 126H39V125H38ZM46 126H47V125H46ZM52 126H53V124H52ZM52 126H51V128L53 129ZM65 126H66V125H65ZM71 126H68V127L71 128ZM84 126H85V124H84ZM84 126H81L80 128L83 127V129H84ZM102 126H103V125H102ZM128 126H129V125H128ZM143 126H144V125H143ZM143 126H142V127H143ZM163 126H164V125H163ZM163 126H162V130H163V131L166 130V132H167V127H166L167 124H166V126H164V127H166V129H164ZM180 126H181V125H180ZM182 126H183V125H182ZM0 127H1V126H0ZM16 127H17V126H16ZM16 127H15V129H17L19 126H18L17 128H16ZM29 127H31V126H29ZM32 127H31V130H32ZM44 127H45V126H44ZM48 127H49V125H48ZM66 127H67V126H66ZM73 127L75 128V126H73ZM73 127H72V128H73ZM87 127H89V130H90V126H87ZM103 127H104V126H103ZM111 127H112V126H111ZM125 127H126V126H125ZM140 127H141V126H140ZM142 127H141V128H142ZM154 127H155V126H154ZM154 127H153V128H154ZM172 127H174V126H172ZM177 127L175 126L176 130H178L179 128H181V127H179V128H177ZM6 128H8V127H6ZM6 128H5V129H6ZM23 128L25 129V127H23ZM23 128H22V129H23ZM27 128H28V127H27ZM27 128H26V129H27ZM69 128H68V129H69ZM72 128H71V129H72ZM132 128H133V127H132ZM135 128H136V127H135ZM144 128H145V127H144ZM144 128H143V130H144ZM170 128H171V126L168 128V130H169ZM184 128H188V127H184ZM194 128H195V127H194ZM194 128H193V129H194ZM196 128H197V127H196ZM201 128H202V127H201ZM9 129H10V127H9ZM20 129H21V128H20ZM41 129H42V128H41ZM48 129H49V128H48ZM58 129H59V127H58ZM61 129H62V128H61ZM75 129H76V128H75ZM75 129H73V130H74V132L77 133V131H75ZM77 129H79V128H77ZM77 129H76V130H77ZM93 129H94V128H93ZM93 129H92V130H93ZM102 129H103V128H102ZM109 129H110V128H109ZM109 129H108L107 131H109ZM127 129H128V128H127ZM146 129H147V128H146ZM149 129H150V127H149ZM149 129H148V130H149ZM156 129H157V127H156ZM172 129H173V128H171V130H172ZM181 129H183V128H181ZM181 129H180V132H182ZM193 129H192V130H193ZM6 130H7V129H6ZM12 130L14 131V129H12ZM50 130H51V129H50ZM50 130H48V131L50 132ZM73 130H72V131H73ZM80 130H81V129H80ZM89 130H87V131H89ZM95 130H96V129H94V131H95ZM105 130H106V128L104 129V132H105ZM133 130H136V129H133ZM150 130H152V129H150ZM162 130H161V131H162ZM174 130H175V129H173L172 131H168L167 133L171 132V135H172V134H173L172 132H173ZM176 130H175V131H176ZM192 130H191V131H192ZM198 130H199V129H198ZM3 131H4V130H3ZM3 131L0 130V143H2L1 141H2V138H3L4 132H5V131H4V132H3ZM21 131H22V130H21ZM33 131H34V130H33ZM57 131H58V130H57ZM57 131H56V132H57ZM61 131H62V130H61ZM81 131H82V132H81ZM81 131H78V132H80V133H77V134H81V133H83V130H81ZM96 131H97V130H96ZM102 131H103V130H102ZM102 131H101V132H102ZM127 131H128V130H127ZM185 131H186V130H185ZM51 132H52V131H51ZM51 132H50V134H51ZM56 132H55V133H56ZM67 132H68V130L66 129V133H67ZM70 132H71V131H70V129H69V132H68V133H70ZM74 132H72V133H74ZM123 132H124V131H123ZM138 132H139V131H138ZM152 132H153V131H152ZM166 132H163V134L166 133ZM192 132H193V131H192ZM7 133H8V132H7ZM15 133H16V131H15ZM18 133H19V132H18ZM20 133H21V132H20ZM26 133H27V132H26ZM59 133H60V132H59ZM68 133H67V134H68ZM72 133H71L70 135H72ZM98 133H99V132H98ZM118 133H119V132H118ZM131 133H132V132H131ZM136 133H137V132H136ZM147 133H148V132H147ZM147 133H146V134H147ZM149 133H150V132H149ZM185 133H187V131H186ZM195 133H196V130H195ZM9 134H10V133H9ZM63 134H65V133H63ZM74 134H75V133H74ZM96 134H97V133H96ZM105 134H106V133H105ZM121 134H122V133H121ZM146 134H145V135H146ZM150 134H151V133H150ZM150 134H148V135H150ZM182 134H184V133L182 132ZM187 134H188V133H187ZM190 134H193V135H194V133H191V132H190ZM197 134H198V132H197ZM6 135H7V134H6ZM17 135H18V134H17ZM32 135H33V134H32ZM65 135H66V134H65ZM65 135H64V136H65ZM68 135H69V134H68ZM70 135H69V136H70ZM83 135H84V134H83ZM85 135L87 136V133H86ZM85 135H84V136H85ZM97 135H98L99 137H101L99 134H97ZM145 135H144V136H145ZM165 135H166V134H165ZM167 135H169V134H167ZM193 135H191V136H193ZM15 136H16V134H15ZM19 136H21V135L19 134ZM56 136H58V135H56ZM62 136H63V135H62ZM64 136H63V137H64ZM69 136H67L69 139L72 138V136H71V137H69ZM79 136H81V135H78L77 137H76V135H74L73 138H74V139H76V138L79 139V138H80ZM130 136H131V134H130ZM150 136H151V135H150ZM152 136H153V134H152ZM161 136H162V135H161ZM195 136H196V134H195ZM7 137H8V136H7ZM28 137H29V136H28ZM67 137H64V138H66V140L63 139V142H64V141H68V143H69V140H67V139H68ZM75 137H76V138H75ZM78 137H79V138H78ZM106 137H107V136H106ZM106 137H105V138H106ZM139 137H140V136H139ZM146 137H147V136H146ZM146 137H145V138H146ZM162 137H163V136H162ZM169 137H171V136H169ZM182 137H183V136H182ZM187 137H188V136H187ZM35 138H37V137H35ZM57 138H58V137H57ZM85 138H86V137H85ZM92 138H93V136H92ZM117 138H118V137H117ZM140 138H142V137H140ZM140 138H139V139H140ZM154 138H155V137H154ZM167 138H168V136H167ZM188 138H189V137H188ZM4 139H6V138H5V135H4V138H3V142H4ZM8 139H9V138H8ZM16 139H17V138H16ZM21 139H22V138H21ZM59 139H60V138H59ZM81 139H82V138H81ZM89 139H90V138H89ZM107 139H109V138H107ZM111 139H112V138H111ZM118 139H119V138H118ZM123 139H124V137H123ZM123 139H122V140H123ZM146 139H147V138H146ZM150 139H151V138H150ZM169 139H170V138H169ZM175 139H176V138H175ZM180 139H181V138H180ZM180 139H179V140H180ZM193 139H194V141H197V140H195V137H193ZM202 139H203V138H202ZM11 140H12V139H10V141H11ZM18 140H19V139H18ZM30 140H31V139H30ZM61 140H62V139H61ZM83 140H84V139H83ZM99 140L101 141L102 139H99ZM99 140H97V141H99ZM103 140H104V139H103ZM103 140H102V141H103ZM105 140H106V139H105ZM105 140H104V141H105ZM125 140H126V139H125ZM125 140H124V143H125L126 141H128V140H126V141H125ZM148 140H149V139H148ZM164 140H165V139H164ZM184 140H185V141L181 140V141H183L184 144H185V143H188V141H187L185 138H184ZM190 140L193 141L192 138H190ZM199 140H200V138H199ZM79 141H81V140H79ZM107 141H108V140H107ZM130 141H131V140H130ZM130 141H129V142H130ZM152 141H153V140H152ZM170 141H171V140H170ZM181 141H180V142H181ZM186 141H187V142H186ZM6 142H7V141H6ZM17 142H18V141H17ZM20 142L22 143V140H21ZM20 142H19V144H20ZM61 142H62V141H60V145H61ZM70 142H71V141H70ZM74 142H75V145H76L77 142H76V141H74ZM74 142H73V143H74ZM85 142H86V141H85ZM85 142H83L84 145L87 143V142H86V143H85ZM117 142H118V141H117ZM132 142H133V141H132ZM138 142H139V141H138ZM150 142H151V141H150ZM175 142H176V141H175ZM178 142H179V141H178ZM189 142H190V141H189ZM58 143H59V141H58ZM79 143H80V142H79ZM89 143H90V141H89ZM92 143H93V142H92ZM105 143H106V142H105ZM124 143H123L122 145H124ZM147 143H148V142H147ZM173 143H174V142H173ZM192 143H193V142H192ZM197 143H198V142H197ZM19 144H18V145H19ZM36 144H37V142H36ZM53 144H54V143H53ZM65 144H66V143H65ZM65 144H63V146H64ZM98 144H99V142H98ZM100 144L102 145L101 142H100ZM106 144H107V143H106ZM117 144L119 145V143H117ZM125 144H126V143H125ZM130 144H132V143H130ZM150 144H152V143H150ZM163 144H164V143H163ZM167 144H168V143H167ZM174 144H175V143H174ZM174 144H172V141H171V144H170V145H174ZM180 144H182V142H181V143H178V146H179ZM189 144L191 145V143H188V145H189ZM194 144H195V143H194ZM1 145H2V144H1ZM1 145H0V146H1ZM5 145H6V144H5ZM5 145H4V146H5ZM20 145H21V144H20ZM23 145H24V144H23ZM42 145H43V144H42ZM45 145H46V143H45ZM58 145H59V144H58ZM71 145H72V142H71ZM79 145H80V144H79ZM84 145H83V146H84ZM88 145H89V144H88ZM104 145H105V144H104ZM111 145H112V143H111ZM133 145H134V143H133ZM145 145H146V144H145ZM147 145H149V144H147ZM156 145H157V144H156ZM168 145H169V144H168ZM168 145H165V148H166V146H167L166 149H167L168 151H170V150L168 149V147H169L170 145H169V146H168ZM175 145H177V142H176ZM175 145L173 146V149H175V148H174ZM182 145H183V144H182ZM182 145H180V146H182ZM185 145H186V144H185ZM185 145H183L182 147H185ZM188 145H187V147H188ZM199 145H200V143H199ZM46 146H48V145H46ZM53 146H54V145H53ZM67 146H68V145H66V146L64 147V152H63V154H62V155L64 156V158H65V155H66V154H64V153H65V150H66V147H67ZM89 146H90V145H89ZM102 146H103V145H102ZM115 146H116V144H115ZM115 146H114V147H115ZM124 146L126 147V145H124ZM124 146H123V147H124ZM127 146H128V145H127ZM142 146H143V145H142ZM142 146H141V147H142ZM150 146H151V145H150ZM192 146H194V145L192 144ZM10 147H11V146H10ZM22 147H23V146H22ZM31 147H32V146H31ZM48 147H49V146H48ZM95 147H96V146H95ZM100 147H101V146H100ZM100 147L98 146V147H97V150H98ZM105 147H106V146H105ZM105 147H104V148H105ZM117 147H118V146H117ZM119 147H120V146H119ZM123 147H120V148H122L121 151L124 149V151H122V152H125V148H123ZM130 147H131V145H130ZM136 147H140V146H139V145L137 146V145L135 144V149H137ZM152 147H153V146H152ZM152 147H151V148H152ZM195 147H196V146H195ZM197 147H198V146H197ZM69 148H70V146L67 148V150H68ZM85 148H87V147H85ZM89 148H90V147H89ZM102 148H103V147H102ZM107 148L110 149V148H109V145L107 146ZM111 148H113V147H111ZM127 148H128V147H127ZM127 148H126V149H127ZM133 148H134V147L132 146V149H133ZM145 148H146V147H145ZM148 148H149V147H148ZM170 148H171V147H170ZM179 148H180V147H179ZM18 149L21 150V148H18ZM23 149H24V148H23ZM31 149H32V148H31ZM35 149H36V148H35ZM41 149H43V148H41ZM44 149H45V148H44ZM57 149H59V148H57ZM57 149H56V150H57ZM62 149H63V147H62ZM83 149H84V148H83ZM116 149H117V148H116ZM116 149L112 150V152H111V151H108L107 149H106V150H107L108 152H107L106 150H104V151H106V152L108 153V157H107V159L105 158V159L107 160V162H106V166H105V163H104V165H103V163H102V165H103V167L105 166L107 169L105 168L106 170H104V169H102L103 167H102V168H100L101 166L99 167L100 169L104 170V172H103V173H104V176H105L104 178H103V177H100V176H99L100 178H96V177L94 176L95 178H94L93 180L90 181V178H91V176H90V175H91V172L88 171V172H90V175H89L90 178H89V180H88V181H89L88 184H87V182H86V183H85V184H86L85 186H83V185L81 186V185H80V184H81V183H80L81 181H79V184H78L77 180H78V179L80 180V178H81V177H78V179H75L76 182H77L76 187L74 186L75 189H73V190L71 189V190H72L71 193H70V194L68 193V194H69V197H67L68 199H66V197H65V195H66L67 192H64V191H63L64 194H65V195H63V196L65 197L66 200H69V202H71L72 199H78V197H80V196H81V197L84 196V198H85V199H83L82 203H80V204L78 205L79 208H77V210L72 211V210H71L72 208L70 209L71 211L69 210L70 212L68 213V216H71V217H72V216H73V217H74V216H77V217H83L84 215H85V216H87V215H94V214H96L97 212H98V214H100L101 212H99V211H101V210L104 209V208H102V207H104V205H105V204H103V203H102L103 206L101 205V208H102V209H96V208H98V206L96 207V205H95L96 208L93 207L94 209H92V207H90L89 204H87L88 201H86V203H85V200H87V199L90 197V196H89L90 194L96 195V196H97V199L99 198V196L104 195V193L106 194V191H108V190H110L111 188H113V187H112L113 185L111 184L112 181H113L114 179H117V180H120V179H121V178H120V173L122 172V169H123V172H122V173H126V172H125V171H126V168H125V171H124V168H123V167L129 164V163H127V162H128L127 160H129V159L126 160V154H127V153L125 154L124 159H122V161L120 162L121 165L117 166V164H115V165L117 166V167H116V170H115V169L113 170V168H112V170H111V167H114L113 160H116V161H117V159H116L117 157H116L115 159H112V158H111V157H112L111 154H112L113 151H115ZM129 149H130V148H129ZM132 149H131V151H132ZM173 149L170 151V155H171V154H172V155H173V154H174V155H175V154H178L177 152H176V153H173V152H174ZM176 149H178V148H176ZM181 149H182V148H181ZM187 149H188V148H187ZM38 150H39V148H38ZM47 150H48V149H47ZM73 150L75 151V148H73ZM73 150H71V151H73ZM84 150H85V149H84ZM147 150H148V149H147ZM156 150H157V149H156ZM191 150H192V148H191ZM191 150H189L188 152H190ZM193 150H194V149H193ZM6 151H7V150H6ZM61 151H62V150H61ZM61 151H59V152H61ZM80 151H82V150H80ZM99 151H102V152H103L102 149H101V150L99 149ZM99 151H97V153H98ZM137 151H139V150L137 149ZM148 151H149V150H148ZM168 151H167V152H168ZM172 151H173V152H172ZM176 151H177V150H176ZM182 151H183V150H182ZM186 151H187V150L185 149L184 152H186ZM200 151H201V150H200ZM94 152H96V151H93V152H92V153H93V154H91L92 157H93L94 154H96V153H94ZM106 152H105V153H106ZM122 152H121V153H122ZM134 152L136 153V150H135V151H132L131 154L134 153ZM142 152H143V151H142ZM152 152H153V151H152ZM154 152H155V151H154ZM171 152H172V153H171ZM193 152H194V151H193ZM3 153H4V151H3ZM20 153H21V152H20ZM48 153H49V152H48ZM51 153H52V152H51ZM55 153H56V151H55ZM67 153H68V152H67ZM69 153H70V152H69ZM69 153H68V154H69ZM72 153H75V152H71V155H72ZM76 153H77V152H76ZM82 153H83V151H82ZM114 153H115V152H114ZM137 153H139V152H137ZM179 153H181L180 149H179ZM186 153H187V152H186ZM194 153L196 154V152H194ZM0 154H1V150H0ZM6 154H7V153H6ZM8 154H9V153H8ZM33 154H34V153H33ZM52 154H53V153H52ZM52 154H51V155H52ZM59 154H61V153H59ZM103 154H104V153H103ZM129 154H130V152H129ZM129 154H128V155H129ZM131 154H130V155H131ZM182 154H185V153L178 154L177 156H180V155H181V156H183V158H184V156H185V158H186L187 155H189V154H191V153H188V154H185V155H182ZM192 154H193V153H192ZM204 154H205V153H204ZM20 155H21V154H20ZM71 155H70V157H71ZM76 155H77V154H76ZM78 155L81 156V154H78ZM82 155H83V154H82ZM85 155H86V154H85ZM105 155H106V154H104V156H105ZM113 155H114V154H113ZM118 155H119V154H118ZM132 155H133V154H132ZM132 155H131V156H132ZM136 155H137V154H136ZM141 155H142V154H141ZM145 155H146V154H145ZM157 155H158V154H157ZM168 155H169V154L167 153V156H168ZM170 155H169V156H170ZM172 155H171V156H172ZM12 156H13V155H12ZM37 156H38V155H37ZM42 156H43V155H42ZM52 156H53V155H52ZM56 156H57V155H56ZM63 156H62V158H63ZM73 156L75 157V155H73ZM86 156H87V155H86ZM88 156H89V155H88ZM97 156H98V155H97ZM99 156H101V155L99 154ZM102 156H103V155H102ZM115 156H117V155H115ZM120 156H121V155H120ZM122 156H123V154H122ZM122 156H121V157H122ZM137 156H138V155H137ZM169 156H168V157H169ZM175 156H176V155H175ZM177 156H176L175 158H177ZM5 157H6V156H5ZM10 157H11V156H10ZM57 157H58V156H57ZM74 157H73V160H75ZM78 157H79V156H77L76 158L78 159ZM81 157H82V156H81ZM84 157H85V156H84ZM92 157H91V159H92ZM95 157H96V156H95ZM138 157H139V156H138ZM152 157H153V156H152ZM188 157H190V155H189ZM20 158H21V157H20ZM24 158H25V156H24ZM30 158H31V157H30ZM32 158H33V157H32ZM55 158H56V157H55ZM60 158H61V155H60ZM71 158H72V157H71ZM79 158H80V157H79ZM87 158H88V157H87ZM97 158H98V157H97ZM97 158H96V159H97ZM122 158H123V157H122ZM127 158H128V156H127ZM129 158H130V156H129ZM153 158H154V157H153ZM156 158H157V157H156ZM172 158H173V156H172ZM178 158H179V157H178ZM185 158H184V159H185ZM49 159H52V158L49 157ZM57 159H58V158H57ZM57 159H56V160H57ZM68 159H70V158H68ZM77 159H76V160H77ZM84 159H85V158H84ZM98 159H100V157H99ZM103 159H104V157H103ZM133 159H134V158H133ZM135 159H137V158H135ZM164 159H165V158H164ZM184 159H183V160H184ZM186 159H187V158H186ZM36 160H37V159H36ZM53 160L55 161V159H53ZM61 160H63V159H61ZM73 160L71 161V159H70V163H72V164L75 163V162H73ZM87 160H88V159H87ZM100 160H101V159H100ZM179 160H180V159H179ZM181 160H182V159H181ZM196 160H197V159H196ZM202 160H203V159H202ZM8 161H9V160H8ZM8 161H7V162H8ZM14 161H15V160H14ZM22 161H23V160H22ZM49 161H50V160H49ZM49 161H47V162H49ZM63 161H65V160H63ZM79 161H80V160H79ZM79 161H76V162H79ZM94 161H95V160H93L92 162H94ZM103 161H104V160H103ZM126 161H127V162H126ZM131 161H132V158H131ZM147 161H148V160H147ZM152 161H153V160H152ZM170 161H171V160H170ZM170 161H168V164H169ZM187 161H188V160H187ZM197 161H198V160H197ZM0 162H1V161H0ZM3 162H4V160H3ZM66 162H67V161H66ZM96 162H97V161H95V163H96ZM101 162H102V161H101ZM125 162H126V163H125ZM129 162H130V161H129ZM156 162L158 163V161H156ZM165 162L167 163V160H166ZM175 162H176V161H175ZM178 162H179V161H178ZM181 162H183V161H181ZM181 162H179V163H181ZM9 163H11V162L9 161ZM41 163H43V162H41ZM52 163H53V162H52ZM52 163H51V164H52ZM60 163H61V162H60ZM63 163H64V162H63ZM63 163H62V164H63ZM98 163H99V161H98ZM98 163H97V164H98ZM112 163H113V164H112ZM136 163H137V162H136ZM149 163H150V165H151V164L153 165L152 162H149ZM162 163H163V162H162ZM166 163H165V164H166ZM183 163H184V162H183ZM183 163H181V164H183ZM185 163H186V162H185ZM189 163H190V162H189ZM191 163H192V162H191ZM20 164H21V163H20ZM27 164H28V163H27ZM38 164H39V163H38ZM48 164H50V162H49ZM51 164H50V166H51ZM53 164H54V163H53ZM56 164H57V163H56ZM64 164H65V167H66V163H64ZM72 164H71V165H72ZM93 164H94V163H93ZM118 164H119V163H118ZM125 164H126V165H125ZM134 164H135V163H134ZM143 164H145V163H143ZM168 164H166V165L168 166ZM170 164H171V165H170ZM170 164H169V165H170V167H171V166H172V163L170 162ZM196 164H197V163H196ZM199 164H201V163H199ZM5 165H6V164H5ZM31 165H33V164H30V166H31ZM35 165H36V163H35ZM68 165H69V164H67V167L70 166V165H69V166H68ZM75 165H76V164H75ZM100 165H101V164H100ZM123 165H124V166H123ZM173 165H174V164H173ZM176 165H177V162H176ZM184 165H185V164H184ZM19 166H20V165H19ZM63 166H64V165H63ZM63 166H62L61 168H64ZM78 166H79V165H78ZM133 166H134V165H133ZM135 166H136V165H135ZM164 166H165V165H164ZM164 166H163V168H164ZM178 166H179V164H178ZM180 166H181V165H180ZM188 166H189V165H188ZM195 166H196V165H195ZM34 167H35V166H34ZM38 167H39V166H38ZM54 167H55V166H54ZM93 167H95V165H94ZM139 167H140V166H139ZM149 167H150V166H149ZM153 167H154V166H153ZM165 167H166V166H165ZM170 167H169V169H170ZM174 167H175V166H174ZM174 167L172 166L173 169H174ZM199 167H201V166H199ZM199 167H198V168H199ZM28 168H29V166H28ZM30 168H31V167H30ZM50 168L52 169V167H50ZM89 168H90V166H89ZM114 168H115V167H114ZM128 168H129V167H128ZM128 168H127V169H128ZM147 168H148V167H147ZM147 168H146V169H147ZM150 168H151V167H150ZM150 168H149V170H150ZM157 168H158V167H157ZM163 168H162V170H163ZM178 168H179V167H178ZM180 168H181V167H180ZM184 168L186 169L187 166L184 167ZM193 168H195V167H193ZM5 169H6V168H5ZM8 169H10V168L8 167ZM20 169H21V167H20ZM33 169H35V168H33ZM33 169H31V170H33ZM39 169H40V168H39ZM51 169H50V170H51ZM56 169H57V168H56ZM56 169H55V170H56ZM71 169H73V168H70V170H71ZM76 169H77V168H76ZM76 169H74V170H76ZM78 169H79V168H78ZM85 169H86V171H87V168H86V167H85ZM130 169H133V168H130ZM136 169H138V167H137ZM143 169H144V168H143ZM143 169H142V170H143ZM152 169H153V168H152ZM182 169H183V166H182ZM182 169H181L182 172L180 171L181 173H183V170H182ZM185 169H184V173L186 172ZM23 170L25 171V169H21V171H23ZM66 170H67V169H65V171H66ZM83 170H84V169H83ZM94 170H96V169H94ZM94 170H93V171H94ZM109 170H111V171H109ZM142 170H140V171H142ZM165 170H167V169L165 168V169L163 170L164 173H165ZM188 170H189V168H188ZM188 170H187V171H188ZM198 170H199V169H198ZM2 171H3V170H2ZM8 171H9V170H8ZM37 171H38V170H36V173H37ZM45 171H46V170H45ZM59 171H60V170H59ZM76 171H77V170H76ZM99 171H100V170H99ZM99 171H98V172H99ZM143 171H144V170H143ZM147 171H148V170H146V173H147ZM171 171H172V170L170 169V172H171ZM175 171H176V169H175ZM25 172H26V171H25ZM27 172H28V171H27ZM33 172H34V171H33ZM33 172H32V173H33ZM56 172H57V171H56ZM63 172H64V171H63ZM71 172H72V171H71ZM80 172H81V171H80ZM83 172H84V171H83ZM168 172H169V171H168ZM203 172H204V171H203ZM17 173H19V172H17ZM30 173H31V172H30ZM50 173H51V172H50ZM68 173H69V172H68ZM122 173H121V174H122ZM146 173H145V174H146ZM149 173L152 174V172H149ZM149 173H148V175H151V174H149ZM161 173H162V171H161ZM166 173H167V171H166ZM166 173H165V174H166ZM177 173H178V171H177ZM181 173H179V175H180ZM184 173H183V174H184ZM199 173H200V172H199ZM2 174H3V173H2ZM34 174H35V173H34ZM58 174H59V173H58ZM62 174H63V173H62V171H61V175H62ZM64 174L66 175V173H64ZM64 174H63V175H64ZM79 174H80V173H79ZM81 174H82V173H81ZM81 174H80V175H81ZM130 174H131V173H130ZM136 174H137V173H136ZM156 174H157V173H156ZM168 174H170V173H168ZM174 174H175V173H174ZM188 174H189V171H188ZM192 174H193V173H190V175H191L190 178L192 177ZM5 175H6V174H5ZM17 175H18V174H17ZM25 175H26V174H25ZM31 175H32V174H31ZM42 175H43V174H41V176H42ZM50 175H51V174H50ZM50 175H49V176H50ZM61 175H60V176H61ZM80 175L77 174V176H80ZM100 175H101V174H100ZM102 175H103V174H102ZM102 175H101V176H102ZM128 175H129V174H128ZM128 175H127V176H128ZM152 175H153V174H152ZM160 175H161V174H160ZM163 175H164V174L162 173L161 176H163ZM166 175H167V174H166ZM166 175H165V176H166ZM171 175H172V174H171ZM171 175H170V176H171ZM175 175H176V174H175ZM175 175H173V176H175ZM177 175H178V174H177ZM181 175H182V174H181ZM194 175H195V174H194ZM194 175H193V176H194ZM199 175H200V174H199ZM205 175H206V173H205ZM2 176H3V175H2ZM9 176H11V175H9ZM15 176H16V175H15ZM20 176H22V175H20ZM37 176H38V175H37ZM44 176H45V175H44ZM52 176H54V175H52ZM67 176H69V175L67 174ZM83 176L85 177L84 173H83ZM86 176H87V175H86ZM124 176H125V175H124ZM124 176H121V177H124ZM136 176H137V175H136ZM138 176H139V175H138ZM157 176H158V175H157ZM167 176H168V175H167ZM185 176H186V173H185ZM185 176H184V177H185ZM200 176H201V175H200ZM0 177H1V175H0ZM24 177H25V176H24ZM33 177H34V175H33ZM50 177H51V176H50ZM64 177H65V176H64ZM129 177H131V176H129ZM143 177H144V176H143ZM158 177H159V176H158ZM179 177L181 178V176H178L177 178H179ZM182 177H183V176H182ZM196 177H197V175H196ZM2 178L4 179V177H1V179H2ZM6 178H7V177H6ZM16 178H17V180L21 179V177H20L19 179H18V177H16ZM16 178H15V179H16ZM55 178H56V177H55ZM61 178H62V176H61ZM101 178H103V180H102ZM118 178H120V179H118ZM126 178H127V177H126ZM145 178H148V177L146 176ZM153 178H154V177H153ZM153 178H151V179H153ZM160 178H162V177H160ZM165 178H166V177H165ZM165 178L163 177L162 180H163V179L165 180ZM171 178H173V177H171ZM174 178H175V179H173V182H174V180H175L176 182L179 181L176 177H174ZM192 178H193V177H192ZM192 178H191V179H192ZM1 179H0V195H1L2 191H3V189H4L3 186L6 185V184H4V185L2 184ZM56 179H57V178H56ZM62 179H63V178H62ZM72 179H73V178H72ZM87 179H88V178H87ZM87 179H86V180H87ZM148 179H149V178H148ZM176 179H177V180H176ZM191 179H190V180H191ZM193 179H194V178H193ZM204 179H205V178H204ZM204 179H203V180H204ZM9 180H10V179H9ZM22 180H23V179H22ZM39 180H40V179H39ZM42 180H43V178L41 179V181H42ZM66 180H67V179H66ZM69 180H70V178H69ZM131 180H132V179H131ZM136 180H137V179H136ZM159 180H160V181H159L160 184L163 183V181H164V180L162 181L161 179H159ZM166 180L168 181L169 179H166ZM171 180H172V179H171ZM181 180H182V179H181ZM184 180H186V179H184ZM190 180H189V181H190ZM201 180H202V179H201ZM5 181H6V180H5ZM12 181H13V180H12ZM15 181H16V180H15ZM32 181H33V180H32ZM71 181H72V180H71ZM121 181H122V179H121ZM127 181H128V180H127ZM127 181H126V184H127ZM140 181H141V180H140ZM146 181H147V180H146ZM152 181H153V180H152ZM161 181H162V182H161ZM182 181H183V180H182ZM186 181H187V180H186ZM189 181H188V183H189ZM193 181H194V180H193ZM199 181H200V180H199ZM199 181H198V182H199ZM17 182H18V181H17ZM24 182H25V181H24ZM30 182H31V181H30ZM44 182H45V181H44ZM74 182H75V181H74ZM76 182H75V183H76ZM124 182H125V180H124ZM124 182H123V183H124ZM200 182H201V181H200ZM3 183H6V182L3 181ZM15 183H16V182H15ZM22 183H23V182H22ZM69 183H70V182H69ZM82 183H83V182H82ZM97 183L101 184V186H100V191H97V190L95 191V190H93V185H94V184H96L97 187L99 186V184L97 185ZM115 183H116V182H115ZM115 183H114V184H115ZM147 183H149V182L147 181ZM147 183H146V185H148ZM153 183H154V182H153ZM153 183H152V186H153ZM178 183H179V185L181 184L180 181H179ZM178 183H175V184H178ZM184 183H185V181H184ZM203 183H204V182H203ZM11 184H12V183H11ZM13 184H14V183H13ZM42 184H43V183H42ZM50 184H51V183H50ZM62 184H63V183H62ZM62 184H61V185H62ZM117 184H118V182H117ZM128 184H129V183H128ZM131 184H132V182H131ZM139 184H141V183H139ZM157 184H158V182H157ZM169 184H171V182H170ZM198 184H199V183H198ZM7 185H8V183H7ZM22 185H23V184H22ZM73 185H74V184H73ZM119 185H120V183H119ZM121 185H122V186H121V190H122L123 188H126L127 186H128L127 188H129V185H127L126 187H125V184H124V185L121 184ZM132 185H133V184H132ZM132 185H131V186H132ZM136 185L138 186L137 183H136ZM150 185H151V184H150ZM162 185H163V184H162ZM164 185H165V183H164ZM166 185H167V182H166ZM173 185H174V184H173ZM184 185H185V184H184ZM196 185H197V183H196ZM9 186H10V185H9ZM15 186H16V185H15ZM19 186H20V185H19ZM45 186H46V185H45ZM66 186H67V185H66ZM116 186H117V185H116ZM123 186H124V187H123ZM154 186H155V185H154ZM154 186H153V187H154ZM169 186H171V185H169ZM175 186H176V185H175ZM185 186H186V185H185ZM185 186H184V187H185ZM197 186H198V185H197ZM200 186H201V184H200ZM202 186H203V185H202ZM17 187H18V186H17ZM72 187H73V186H72ZM122 187H123V188H122ZM135 187H136V186H135ZM135 187H133L134 191H135L136 188H137V187H136V188H135ZM172 187H173V186H172ZM181 187H183V186L181 185ZM189 187H191V186L189 185V186L186 187V188L189 189ZM15 188H16V187H15ZM27 188H28V187H27ZM31 188H32V187H31ZM143 188H144V187H143ZM143 188H142V189H143ZM164 188H165V187H164ZM174 188H175V187H174ZM174 188H173V189H170V188H169L170 192H172V190L174 191V190H175ZM179 188H180V187H179ZM186 188H185V190H188V189H186ZM192 188H193V185H192L191 189H192ZM21 189H23V188H21ZM28 189H29V188H28ZM61 189H62V188H61ZM63 189H64V188H63ZM94 189H96V187H95ZM98 189H99V188H98ZM117 189H118V188H117ZM130 189H131V188H130ZM133 189H132V190H133ZM152 189H153V188H152ZM159 189H160L161 191H163V188H162V187L160 188V185H159ZM165 189H166V188H165ZM191 189H190V190H191ZM196 189H197V188H196ZM204 189H205V188H204ZM12 190H14V189H12ZM15 190H16V189H15ZM64 190H65V189H64ZM113 190L117 191L115 188H114ZM125 190H127V189H125ZM153 190H154V189H153ZM155 190H156V189H155ZM160 190H159V191H160ZM178 190H179V189H178ZM178 190L176 189V191H178ZM180 190H181V189H180ZM180 190H179V193H178V192H175V191L173 192V193H175V194H173V195H174L173 198L176 196V193H177V196H176V197H178V194H181V195H179V196H182V193L185 192V191H184V190H181L182 193H180ZM197 190H198V189H197ZM16 191H17V190H16ZM18 191H19V190H18ZM37 191H38V189H37ZM67 191H68V190H67ZM129 191H130V190H129ZM129 191H127V192H128L127 194H129ZM134 191H133V192H134ZM161 191H160V192H161ZM166 191H167V189H166ZM3 192H4V191H3ZM5 192H6V191H5ZM33 192H34V191H33ZM35 192H36V191H35ZM112 192H113V191H112ZM117 192H118V194H119V191H117ZM120 192H121V191H120ZM123 192H124V191H123ZM186 192H188V191H186ZM186 192H185V195L187 194ZM194 192H195V191H194ZM202 192H203V191H202ZM12 193H13V195H14V193H16V192L12 191ZM40 193H41V192H40ZM48 193H49V192H48ZM52 193H53V192H52ZM55 193H56V192H55ZM57 193H58V192H57ZM108 193L111 194V190H110V192H108ZM108 193H107V194H108ZM124 193H125V192H124ZM134 193H136V192H134ZM154 193H155V192H154ZM188 193H190V192H188ZM195 193H196V192H195ZM26 194H27V193H26ZM60 194H61V193H60ZM110 194H109V195H110ZM113 194L115 195L114 192H113ZM113 194H111V197H113ZM127 194H126V195H127ZM149 194H150V193H149ZM157 194H158V193H157ZM157 194H155V195H157ZM164 194H165V192H164ZM167 194L170 195L168 191H167ZM193 194H194V193H193ZM209 194H210V193H209ZM6 195H7V194H6ZM9 195H10V192H9ZM33 195H34V194H33ZM51 195H52V194H51ZM87 195H88L89 197H88ZM116 195H117V194H116ZM126 195L124 194V196H126ZM197 195H198V194H197ZM202 195H203V194H202ZM25 196H26V195H25ZM29 196H30V193H29ZM106 196H107V195H105V197H103V199L106 198V199H104L105 201H107V198H110L109 196H108V197H106ZM117 196H118V195H117ZM121 196H123V194H122ZM131 196H132V195H131ZM134 196H135V195H134ZM140 196H141V195H140ZM146 196H147V195H146ZM150 196H151V195H150ZM160 196H161V194H160ZM164 196H165V195H164ZM170 196L172 197V195H170ZM183 196H184V194H183ZM208 196H209V195H208ZM216 196H217V195H216ZM6 197H7V196H6ZM16 197H17V195H16ZM16 197H15V198H16ZM31 197H32V196H31ZM87 197H88V198H87ZM148 197H149V196H148ZM165 197H167V195H166ZM171 197H170V198H171ZM176 197H175V198H176ZM193 197H194V196H193ZM195 197H196V196H195ZM2 198H3V196H2ZM12 198H13V196H12ZM15 198H14V199H15ZM21 198H22V197H21ZM49 198H50V197H49ZM58 198H59V196H58ZM86 198H87V199H86ZM100 198H101V197H100ZM114 198H115V197H114ZM124 198H125V197H124ZM132 198H133V197H132ZM132 198L130 197L129 199H132ZM162 198H163V197L161 196L160 201H161ZM170 198H168V199L170 200ZM173 198H172V199H173ZM175 198H174V199H175ZM184 198H186V199H181V200H184V202H185V200H187L188 198L185 197V196H184ZM208 198H209V197H208ZM210 198H211V197H210ZM212 198H213V197H212ZM4 199H5V198H4ZM8 199L11 200V197L8 198ZM17 199H18V198H17ZM19 199H20V198H19ZM26 199H27V198H25V200H26ZM30 199H31V198H30ZM65 199H64V200H65ZM117 199H118V198H116V202H117V203H116L115 201H111L110 204H112V202H113V203L115 202V203L118 205V203H119V199H118V201H117ZM122 199H123V198H122ZM145 199H146V198H145ZM152 199H153V198H152ZM157 199H158V198H157ZM164 199H166V198H164ZM164 199H162V200H164ZM174 199H173V200H174ZM25 200H23V201L25 202L24 205L26 204V201H25ZM88 200H89V199H88ZM93 200H95V199H93ZM112 200H113V199H112ZM125 200H128V196H127L126 199H124V203H126ZM133 200H134V199H133ZM133 200H129V201L132 202ZM148 200H149V199H148ZM158 200H159V199H158ZM173 200H172V201H173ZM181 200H179V199L177 198L176 201H175V203L178 202V201H181ZM203 200H204V199H203ZM207 200H208V199H207ZM7 201H8V200H7ZM7 201H6V202H7ZM12 201H13V200H12ZM37 201H38V200H36L35 202L37 203ZM60 201H61V200H60ZM72 201L74 202V200H72ZM80 201H81V199H80ZM99 201H100V200H99ZM109 201H110V200H109ZM122 201H123V200H122ZM160 201H159V202H160ZM165 201H167V200H165ZM172 201H171V202H172ZM6 202L4 201L3 204H4V203L6 204ZM13 202H14V201H13ZM15 202H16V201H15ZM46 202H47V201H46ZM62 202H63V201H62ZM73 202H72V203H73ZM76 202H77V201H76ZM92 202H93V201H92ZM96 202H97V200H96ZM120 202H121V200H120ZM153 202H154V201H153ZM156 202H157V201H156ZM181 202H182V201H181ZM187 202H188V200H187ZM1 203H2V202H0V205H1ZM8 203L13 204L11 201L8 202ZM8 203H7V204H8ZM16 203H17V202H16ZM16 203H14V204H16ZM28 203H29V202H28ZM78 203H79V201H78ZM78 203H77V204H78ZM97 203H98V202H97ZM100 203H101V201H100ZM105 203H106V202H105ZM107 203H108V202H107ZM122 203H123V202H122ZM132 203H133V202H132ZM168 203H169V201H168ZM168 203H167V204H168ZM188 203H190V202H188ZM191 203H194V202L192 201ZM196 203H197V202H196ZM206 203H207V202H206ZM33 204H34V203H33ZM42 204H43V203H42ZM66 204H67V203H66ZM66 204H65V205H66ZM110 204H109V207H113V210H114V204L111 205V206H110ZM137 204H138V201H137ZM140 204H141V202H140ZM157 204H158V202H157ZM160 204H161V203H160ZM162 204H163V203H162ZM185 204H186V203H184V205H185ZM26 205H27V204H26ZM51 205H52V204H51ZM97 205H98V204H97ZM106 205H107V204H106ZM120 205H122V204H120ZM125 205H126V204H125ZM148 205H149V203H148ZM158 205H159V204H158ZM164 205H165V204H164ZM168 205H169V204H168ZM168 205H167V209L169 208L168 210H170V208H171L173 205L170 204L171 207L168 206ZM176 205H177L176 208H178V205H180V204L178 203V204H176ZM176 205H174V206H176ZM182 205H183V204H181V207H182ZM199 205H200V204H199ZM207 205H209V204H207ZM8 206H9V204H8ZM8 206H7V207H8ZM28 206H29V205H28ZM28 206H27L26 208H28ZM66 206H67V205H66ZM74 206H75V205H74ZM91 206H92V205H91ZM130 206H131V205L129 204V207H130ZM156 206H157V205H156ZM189 206H191V205H189ZM5 207H6V206L2 207V205H1V208L4 209ZM34 207H35V206H33V208H34ZM55 207H56V205H55ZM57 207H58V206H57ZM115 207H116V206H115ZM119 207H120V206H119ZM122 207H123V206H122ZM125 207H126V206H125ZM132 207H134V206H132ZM149 207H150V206H149ZM154 207H155V204H154ZM158 207H159V206H158ZM161 207H162V206H160L159 209H161ZM1 208H0V211H1V213H3L2 210H1ZM65 208H66V207H65ZM107 208H108V207H107ZM116 208H117V207H116ZM137 208H138V207H137ZM174 208H175V207H174ZM185 208H186V207H185ZM187 208H188V204H187ZM190 208H191V207H190ZM190 208H189V209H190ZM5 209H6V208H5ZM8 209H9V208H8ZM20 209H21V208H20ZM23 209H24V208H23ZM50 209H51V208H50ZM52 209H53V208H52ZM109 209H110V208H109ZM126 209H127V207H126ZM138 209H139V208H138ZM156 209H157V208H156ZM167 209H166V210H167ZM183 209H184V208H183ZM195 209H197V208H195ZM206 209H207V208H206ZM10 210H11V207H10ZM16 210H17V209H16ZM25 210H26V209H24V211L21 210V211H22V212L20 211L21 214H22L23 212H24V213H27V212L29 211V210H28V211H25ZM38 210H39V209H38ZM113 210L111 211L110 214L107 212L109 215H111L110 217H112V219H113V213H114ZM117 210H118V208H117ZM141 210H142V209H141ZM146 210H147V209H146ZM146 210H145V211H146ZM153 210H154V209H153ZM164 210H165V207H164ZM164 210H163V211H164ZM175 210H177V209H175ZM179 210H180V209H179ZM179 210H178V211H179ZM33 211H35V210H33ZM49 211H50V210H49ZM52 211H53V210H52ZM65 211H67V209H65ZM103 211H104V210H103ZM115 211H116V210H115ZM118 211H121V207H120V210H118ZM124 211H125V210H124ZM158 211H159V210H158ZM160 211H161V210H160ZM163 211H162V212H163ZM173 211H174V209H173ZM186 211H187V210H186ZM186 211H185V212H186ZM188 211H189V210H188ZM5 212H6V211H5ZM9 212H10V211H8V213H9ZM15 212H16V211H15ZM39 212H40V211H39ZM43 212H44V211H43ZM122 212H123V211H122ZM139 212H140V210L138 211V213H139ZM165 212H166V211H165ZM175 212H177V211H175ZM180 212H181V210L179 211V214H180ZM183 212H184V211H183ZM198 212H199V211H198ZM198 212H197V213H198ZM205 212L207 213V211H205ZM1 213H0V214H1ZM8 213H7V214H8ZM11 213H12V210H11ZM16 213H17V212H16ZM18 213H19V210H18ZM34 213H35V212H34ZM50 213H51V212H50ZM50 213H49V214H50ZM54 213H55V212H54ZM59 213H60V212H59ZM125 213H127V212H125ZM130 213H131V211H130ZM171 213H172V212H171ZM171 213L169 212V216H170V217H172L174 214H175L174 216H177L176 213H174V214L172 213L173 215H170ZM202 213H203V212H202ZM202 213H201V214H202ZM9 214H10V213H9ZM43 214H44V213H43ZM45 214H46V211H45ZM62 214L64 215L65 213H62ZM102 214H104V213H101V218H102V216H103ZM105 214H106V213H105ZM116 214H117V213H116ZM120 214H121V213H120ZM122 214L124 215V213H122ZM181 214H182V212H181ZM181 214H180V215H181ZM186 214H187V213H186ZM186 214L183 213V215H185V216L188 217L189 215H188V214L186 215ZM191 214H192V213H191ZM10 215H11V214H10ZM22 215H24V214H22ZM22 215H21V216H22ZM29 215H30V214H29ZM29 215H28V216H29ZM31 215H32V214H31ZM33 215H34V214H33ZM37 215H38V214H37ZM40 215H41V214H40ZM40 215H39V217L41 218ZM50 215H51V214H50ZM52 215H53V214H52ZM55 215L57 216L56 213H55ZM127 215H129V212L127 213ZM144 215H145V214H144ZM146 215H147V214H146ZM153 215H155V214H153ZM193 215H194V214H193ZM199 215H200V214H199ZM202 215H203V214H202ZM17 216H18V218H20V216H19L18 214H17ZM28 216H27V217H28ZM35 216H36V215H35ZM61 216H62V215H61ZM68 216H67V217H68ZM85 216L83 217V219H84V218H87V217H85ZM98 216H99V215H98ZM106 216H107V215H106ZM147 216H148V215H147ZM149 216H150V215H149ZM167 216H168V215H166V213H165V217H164V218H167ZM174 216H173V217H174ZM185 216H184V218H186ZM190 216H191V215H190ZM9 217H10V216H9ZM39 217H38V218H39ZM43 217H44V216H43ZM43 217H42V218H43ZM46 217H47V216H46ZM91 217H93V216H90V219H91ZM104 217H105V216H104ZM110 217H109V218H110ZM117 217H118V215H117ZM117 217H116V218H117ZM124 217H125L126 220H127V216L124 215ZM129 217H130V216H129ZM178 217H179V215H178ZM178 217H176V219H177ZM181 217H183V216H181ZM192 217H193V216H192ZM7 218H8V217H7ZM22 218H23V216H22ZM22 218H20V220H21ZM29 218H30V217H29ZM34 218H35V217H34ZM75 218H76V217H75ZM88 218H89V216H88ZM94 218H95V217H94ZM94 218H93V219H94ZM97 218H98V217H97ZM107 218H108V217H107ZM114 218H115V215H114ZM125 218H124V219H125ZM137 218H138V217H137ZM146 218H147V217H146ZM200 218H202V217H200ZM4 219H6V218H4ZM4 219H3V220H4ZM26 219H27V218H26ZM47 219H48V218H47ZM50 219H51V218H50ZM70 219H71V218H70ZM121 219H122V218H121ZM121 219H120V220H121ZM134 219H135V218H134ZM155 219H156V218H155ZM157 219H158V218H157ZM162 219H163V218H162ZM176 219H175V221H176ZM187 219H189V217H188ZM196 219H198V218L196 217ZM44 220H45V219H44ZM52 220H53V218H52ZM103 220L105 221V219H103ZM144 220H145V219H144ZM169 220H171V219L168 218L167 221H169ZM192 220H193V221H192L191 224H194V229H195V227H196L195 225H196V223H198V222H197V220H196V223H194V219H192ZM199 220H201V219H199ZM210 220H211V219H210ZM5 221H6V220H5ZM13 221H14V220H13ZM22 221H23V220H22ZM22 221H21V222H22ZM63 221H64V220H63ZM63 221H62V222H63ZM65 221H66V220H65ZM74 221H75V219H74ZM79 221H81V220H79ZM85 221H87V220H85ZM89 221H90V220H89ZM92 221H93V220H92ZM94 221H96V220H94ZM100 221H101V220H100ZM121 221H122V223H124L123 220H121ZM165 221H166V220H165ZM165 221H163V222H165ZM175 221H173V222L171 223V225H172ZM187 221H188V220H187ZM189 221H191V219H190ZM9 222H11V220H10ZM46 222H47V221H46ZM50 222H51V220H50ZM77 222H78V219H77ZM82 222H83V221H82ZM82 222H81V223H82ZM116 222H117V221H116ZM116 222H115V223H116ZM170 222H171V221H170ZM170 222H169V223H170ZM177 222H179V219H178V221H176L175 223H177ZM182 222L185 223L186 221L183 220ZM206 222H207V221H206ZM2 223H3V222H2ZM23 223H24V222H23ZM28 223H29V221H28ZM35 223H36V222H35ZM69 223H70V222H69ZM84 223H85V222H84ZM101 223H102V221H101ZM110 223H111V222H110ZM110 223H109V224H110ZM135 223H136V222H135ZM138 223H139V222H138ZM156 223H157V221H156ZM167 223H168V222H166L165 225H166ZM186 223H188V222H186ZM186 223H185V224H186ZM14 224H15V222H14ZM14 224H12V225H14ZM29 224H30V223H29ZM29 224H28V225H29ZM38 224H39V223H38ZM53 224H54V223H53ZM66 224H67V223H66ZM109 224H107L106 221H105V224H103V225H100V224H99V225H97V226H95V225H82V224H81L82 226H80L79 228H77V226H76V228H77V229L75 228L76 230L73 229L75 226L72 228L71 226H73V225L69 224V225H71L70 227L73 229V233L75 232V237H74V238L72 237L73 239L68 241V242H69V245H68V248H67V246H65V248H67L65 251H66V253H67V252H73L72 254H75L74 252H76V253H78V254L81 253V255H80L81 257H80V258H77V257H76L77 259L74 260V257H75V256H73V258H72L71 260H70V258H69V260H70L71 262L68 261L69 263H67V261H65V262H63V263H65V264H91V263H92V262H91L92 259H91L90 257H88V258H90L91 260L87 258V256L90 255V254L85 253V252H86V249H88V248H87V246H83V245H82V243L85 242V241H83V242H81V241L83 240V238L89 236L90 234H92V233H94V232H97V231H98V233H100L99 231H102V233H103V231H105V233H106V231H107V232H108V231H111V229L114 228V227H111V225H109ZM118 224H119V221H118ZM128 224H129V223H128ZM154 224H155V223H154ZM154 224H152V225H154ZM157 224H158V223H157ZM179 224H180V222H179ZM182 224H183V223H182ZM191 224L189 223V225H191ZM9 225H10V224H9ZM17 225H18V223H17ZM19 225H20V224H19ZM35 225H36V224H35ZM137 225H138V224H137ZM165 225H164V226H165ZM171 225H169L167 228H168V229H170L169 227L172 228ZM177 225H178V224H177ZM177 225H173V228H174V232H173V233H175V231H176L175 229H177V227H178ZM15 226H16V225H15ZM26 226H27V225H26ZM30 226H31V225H30ZM43 226H44V224H43ZM63 226H65V228H66V225H63ZM113 226H114V225H113ZM121 226H124V227H125V224H124V225L121 224ZM130 226H134L133 223H132V225H129V228H130ZM138 226H139V225H138ZM164 226H163V227H164ZM174 226H175V227H174ZM176 226H177V227H176ZM179 226L182 228L181 225H179ZM183 226H184V224H183ZM192 226H193V225H192ZM205 226H206V225H205ZM118 227H119V225H118ZM146 227H147V225H146ZM149 227H150V226H149ZM184 227H186V226H184ZM1 228H4V227H1ZM1 228H0V229H1ZM16 228H17V227H16ZM20 228H21V227H20ZM41 228H42V227H41ZM51 228H52V226H51ZM125 228H126V227H125ZM135 228H136V227H135ZM153 228H154V227H153ZM181 228H180V229L178 228V230H179L178 233H180V234H181V232H180ZM200 228H201V227H200ZM207 228H208V227H207ZM210 228H211V227H210ZM6 229H7V228H6ZM59 229H60V228H59ZM67 229H68V231H71V230H72V229H69V226L67 227ZM123 229H124V228H123ZM123 229H122V230H123ZM130 229H131V228H130ZM137 229H138V228H137ZM143 229H144V228H143ZM143 229H142V231H144ZM146 229H148V228H145V231L147 232L149 229H148V230H146ZM158 229H159V228H158ZM164 229H165V228H164ZM182 229H183V228H182ZM186 229H187V228H185L184 231H185ZM188 229H190V228L188 227ZM194 229H193V232L195 231ZM196 229H199V227L196 228ZM203 229H204V227H203ZM4 230H5V228H4ZM21 230H22V229H21ZM62 230H63V229H62ZM74 230H75V231H74ZM112 230H113V229H112ZM118 230H119L118 233H119V235L121 236V234H120L121 231H120V229H118ZM131 230H132V229H131ZM140 230H141V229H140ZM140 230H139V231H140ZM150 230H151V229H150ZM170 230H171V229H170ZM178 230H177V231H178ZM206 230H207V229H206ZM213 230H214V229H213ZM213 230H212V231H213ZM16 231H17V230H16ZM18 231H19V228H18ZM63 231H64V230H63ZM68 231L65 229V232H66V233H65L64 235H66L67 233H69ZM114 231L117 232V230H114ZM114 231H113V232H114ZM123 231H124V230H123ZM127 231H129V229H126V230H125V232H127ZM164 231H165V230H163V232H164ZM166 231H167V230H166ZM166 231H165V232H166ZM191 231H192V230H191ZM198 231H199V230H198ZM198 231L196 230L197 234H198V233H201L200 231H199V232H198ZM201 231H203V230H201ZM210 231H211V230H210ZM220 231H221V230H220ZM220 231H219V232H220ZM222 231H223V230H222ZM6 232H7V231H6ZM9 232H10V231H9ZM12 232H13V231H12ZM129 232H130V231H129ZM129 232H128V233H129ZM133 232H134V231H133ZM165 232H164V233H165ZM182 232H183V231H182ZM188 232H189V231H186V233H188ZM193 232H192V233H193ZM205 232H206V231H205ZM213 232L216 233V231H213ZM213 232H212V233H213ZM217 232H218V231H217ZM219 232L216 233V234L219 235ZM1 233H2V232H1ZM4 233H5V232H4ZM7 233H8V232H7ZM7 233H6V237H4L5 239H6L7 237H9V236H7ZM15 233H17V232H15ZM39 233H40V232H39ZM71 233H72V232H71ZM71 233H70V234H71ZM98 233H97V234H98ZM111 233H112V232H111ZM131 233H132V232H131ZM140 233H141V231H140L137 235H140ZM147 233L149 234V232H147ZM158 233H159V232H158ZM166 233H167V232H166ZM166 233H165L164 237H165L166 235L168 236V233H169V232H168L167 234H166ZM171 233H172V230L170 231V235H171ZM173 233H172V234H173ZM178 233H177V234H174L173 237H171V236H172V235H171V236H170L171 238L168 237V238H169V239H168V242L166 241L167 244L164 245V246H165V247H171V246H167L168 244H170V245H172V246H174V247H172V248H168V250H164L162 257L164 256L163 258H165V259H167V260H169V259H171V258H174V257H181V259H183L184 261L181 260V259H179L180 261H179L178 263L180 264L181 261H182L181 264H185V261L191 256V254H193V252H194L193 249H195L196 247H195V244H194V247H195V248H193V249L191 250L190 248H192V247L190 246V244H191V242H190V244H189V249H186V250H184V251L180 250V249H181L180 246L183 247V245H182L183 243H182V244H181V243L178 244V245H180V246H178V247L180 248L179 250L176 249V248H175V245L177 244V242H179L180 240H182L181 242H183L184 240H186V239H184V240L181 239V236H182V234H183L184 232L181 234V236H180ZM186 233H184L183 235L185 236ZM189 233H190V232H189ZM207 233H208V235L211 234V233L209 234V231L206 232V235H207ZM215 233H213V235H211L210 237L212 238V236H214ZM220 233H222V232H220ZM2 234H3V233H2ZM20 234H21V231H20ZM37 234H38V233H37ZM43 234H44V233H43ZM106 234H107V233H106ZM151 234H152V233H151ZM202 234H204V233L202 232ZM10 235H11V234H10ZM22 235H23V234H22ZM64 235H59V236L61 237V236H64ZM98 235H100V234H98ZM104 235H105V234H104ZM104 235H103V237H104ZM122 235H123V232H122ZM124 235L127 236V234H124ZM129 235H131V234H129ZM145 235H146V234H144V236H145ZM154 235H155V234H154ZM159 235H160V234H159ZM190 235H191V234H190ZM199 235H200V234H199ZM208 235H207V237H208ZM218 235H217V236H218ZM4 236H5V235H4ZM15 236H16V238H17V237H20V236H17V234H15ZM15 236H14V238H15ZM30 236H31V235H30ZM70 236H71V235H70ZM70 236H69V237H70ZM91 236H94V235L92 234ZM100 236H101V235H100ZM100 236H99V237H100ZM106 236H108V235H106ZM114 236H115V235H114ZM114 236H113V237H114ZM155 236H156V235H155ZM167 236H166V237H167ZM184 236H183V238H185ZM192 236H193V234H192ZM192 236H189V235H188L186 238H188V237H189V238H190V237L192 238ZM194 236H195V239L198 237L197 235H194ZM204 236H205V235H204ZM204 236L202 235V238H201V239L204 240V238H203ZM217 236H215V238H219V239H218L219 242L222 241V237H223V236H222V237H221L220 235H219L220 237H217ZM12 237H13V235H12ZM26 237H27V236H26ZM64 237H65V236H64ZM99 237H98V236H97V237L95 236V238H97V241H98V239L101 240V237H102V236H101L100 238H99ZM109 237H110V236H109ZM113 237H112V238H113ZM118 237H119V236H118ZM132 237H133V236H132ZM150 237H151V235H150ZM0 238H1V235H0ZM9 238H10V240H12V242H11V241H10V242L13 243V241H14L13 239H14V238H13V239H12L11 237H9ZM9 238H8V239H9ZM33 238H34V237H33ZM62 238H63V237H62ZM67 238H68V237H67ZM67 238H65V239H67ZM95 238H94V240H93V245H92V243H91V245L94 247V249H95V246H96V255L100 254V253L103 252V251L105 252V251H107L108 249H110V246H111V244H112L111 242H112V240H114V239H110V238H109V239L111 240V242H107V240H106V241H105L106 243H104V242H103V241H104L103 239L106 238V237H104V238L102 239V243H104V244H102V245L99 244V245H100V246H99L98 244H95V243H94ZM121 238H122V237H121ZM135 238H138V236H137V237L135 236ZM135 238H134V237H133V239L131 238L132 241L135 242ZM140 238H141V235H140ZM146 238H147V236H146ZM146 238H144L145 241H146ZM155 238H158V237H155ZM198 238H199V237H198ZM1 239H2V238H1ZM1 239H0V240H1ZM17 239H18V238H17ZM17 239H16V241H17ZM63 239H64V238H63ZM88 239H89V238H88ZM90 239H91V237H90ZM90 239H89V240H90ZM117 239H118V238H117ZM126 239H127V238H126ZM131 239H129V241H130ZM148 239H150V238L148 237ZM148 239H147V240H148ZM166 239H167V238H166ZM166 239H165V240H166ZM192 239H194V238H192ZM201 239H200V240H201ZM18 240H19V239H18ZM34 240H35V239H34ZM38 240H39V239H38ZM58 240H59V238H58ZM67 240H68V239H67ZM67 240H65V241H67ZM137 240H138V239H137ZM142 240H143V239H142ZM154 240H155V239H154ZM157 240H158V239H157ZM162 240H163V239H162ZM165 240H164V242H165ZM218 240H217V241H218ZM6 241H7V240H5V243L8 242V241H7V242H6ZM19 241H20V240H19ZM97 241H96V242H97ZM143 241H144V240H143ZM149 241H150V240H149ZM152 241H153V239H152ZM152 241L149 242V243H152ZM186 241H187V240H186ZM189 241H191V239H189ZM217 241L214 240V245H215V242H217ZM25 242H26V241H25ZM25 242L22 241V243H25ZM42 242H43V241H42ZM49 242H50V241H49ZM87 242H88V241H87ZM91 242H92V240H91ZM120 242L122 243V242H124V241H123V240H121V241L119 240V245H120ZM126 242H127V241H126ZM130 242H131V241H130ZM130 242H129V243H130ZM138 242H139V240H138ZM155 242L157 243V241H155ZM184 242H185V241H184ZM194 242L197 243V242H201V241H198V240L196 239V241H194ZM202 242H203V241H202ZM8 243H9V242H8ZM16 243H17V242H16ZM20 243H21V242H20ZM46 243H47V242H46ZM61 243L63 244V242H61ZM64 243H66V242H64ZM88 243H90V242H88ZM117 243H118V242H117ZM124 243H125V242H124ZM129 243L127 242V244H129ZM149 243H148V244H149ZM156 243H155V244H156ZM158 243H160V242H158ZM188 243H189V242H188ZM221 243H222V242H221ZM2 244H3V242H2ZM9 244H10V243H9ZM9 244H7V245L10 246ZM17 244H18V248H19V247L21 246V244H20V246H19V242H18ZM38 244H39V243H38ZM47 244H48V243H47ZM66 244H67V243H66ZM127 244H126V246H127ZM155 244H154V245H155ZM164 244H165V243H164ZM173 244H175V245H173ZM192 244H193V242H192ZM200 244H201V243H200ZM202 244H203V243H202ZM206 244H207V243H206ZM206 244H205V245H206ZM211 244H212V243H211ZM3 245H4V244H3ZM3 245H2V246L0 245V259L3 260L5 264H7V260H9L10 258L7 259L6 257H4L8 252H6V245H4V246H3ZM26 245H27V244H26ZM42 245H43V244H42ZM59 245H60V244H59ZM64 245H65V244H64ZM87 245H88V244H87ZM97 245H98V246H97ZM115 245H117L116 242H115ZM121 245H122V244H121ZM133 245H136V244H133V243H132L131 246L128 245V246H130V247H128V248L133 247ZM151 245H152V244H151ZM184 245H185V243H184ZM187 245H188V244H186V246H187ZM218 245H219V244H218ZM55 246H56V245H55ZM57 246H58V245H57ZM123 246L125 247V244H123ZM143 246H144V245H143ZM156 246H157V245H155V247H156ZM192 246H193V245H192ZM196 246H197L196 249L200 250V252H199V254H200V253H201V249L198 248V245H196ZM199 246H202V245H199ZM206 246H207V245H206ZM208 246H210V244H209ZM11 247H12V246H11ZM37 247H38V246H37ZM52 247H53V246H52ZM62 247H63V246H62ZM90 247H91V246H90ZM112 247H113V248H114V247H115V248H116V247H119V248H120L121 246H118V245H117V246H114V241H113V246H112ZM144 247H145V246H144ZM149 247H151V246L148 245V249H149ZM176 247H177V246H176ZM178 247H177V248H178ZM187 247H188V246H187ZM210 247H211V246H210ZM7 248H8V247H7ZM9 248H10V247H9ZM39 248H40V247H39ZM91 248H92V247H91ZM91 248H90V249H91ZM115 248L113 249L114 251H113L112 249H110L111 252L113 251L114 253H116L117 250H115ZM136 248H137V247H136ZM156 248H157V247H156ZM184 248H185V247H184ZM202 248H203V247H202ZM216 248H221V247H219V246H215V250H216ZM16 249H17V248H16ZM20 249H22V248L20 247L19 250H20ZM43 249H44V248H43ZM46 249H47V248H46ZM52 249H53V248L50 247V250H52ZM116 249H118V248H116ZM125 249H126L127 251L130 252V249L128 250L126 247H125ZM132 249H133V248H132ZM148 249H146L147 252H148ZM151 249H152V248H151ZM182 249H183V248H182ZM203 249H204V248H203ZM203 249H202V250H203ZM207 249H209V248H207ZM211 249H213V246L211 247ZM7 250H8V249H7ZM11 250H12V249L10 248V250H8V251L11 252ZM34 250H35V249H34ZM38 250H39V249H38ZM44 250H45V249H44ZM44 250H43V251H44ZM48 250H49V248H48ZM50 250H49V251H50ZM53 250H54V249H53ZM53 250H52V253H53ZM63 250H64V249H63ZM63 250L61 251L62 253H63ZM91 250H92V249H91ZM91 250H90V251H91ZM120 250H121V249H120ZM120 250H119V253H120ZM155 250H156V249H155ZM205 250H206V248H205ZM205 250H204V251H205ZM213 250H214V249H213ZM220 250H221V249H220ZM17 251H18V250H17ZM22 251H24V253H25L26 249L23 248ZM40 251H42V249H41ZM45 251H47V250H45ZM115 251H116V252H115ZM132 251H133V250H132ZM142 251H143V250H142ZM151 251H152V250H151ZM159 251H160V250H159ZM192 251H193V252H192ZM206 251H207V250H206ZM218 251H219V249H218ZM218 251H217V252H218ZM18 252H19V251H18ZM34 252H35V251H34ZM57 252H58V250L56 251V254H57ZM87 252H88V251H87ZM94 252H95V250H94ZM94 252H91V253H94ZM111 252H110V253H111ZM121 252H122V253L124 252V253H123V256L125 255V253H126L127 256H129V255L127 254V252L123 250V248H122V251H121ZM197 252H198V251H197ZM197 252H196V253H197ZM211 252H212V250H211ZM215 252H216V251H215ZM215 252L213 251L212 254L214 255ZM12 253H13V250H12ZM24 253H22L21 255H22V256L26 255V254H24ZM35 253H36V252H35ZM35 253H34V254H35ZM38 253H39L40 255L42 254V253H40L39 251H38L36 254H38ZM46 253H47V252H46ZM66 253H65V255H66ZM83 253H84V255H83ZM110 253H109V254H110ZM130 253H132V252H130ZM137 253H138V252H137ZM139 253H142V252L140 251ZM149 253H150V249H149ZM204 253H205V252L201 253L200 255H202V254H204ZM222 253H223V252H222ZM222 253H221V254H222ZM18 254H19V253H18ZM23 254H24V255H23ZM47 254H48V253H47ZM63 254H64V253H63ZM70 254H71V253H69V255H70ZM85 254H88V255L85 257ZM94 254H95V253H94ZM102 254H103V253H102ZM107 254H108V253H106V255H107ZM144 254H145V253H144ZM153 254H154V253H153ZM212 254H209V250H208V255L211 256L210 259L214 258V256H218L216 259H218L217 261L219 262V260L222 258V257H219V255H218L219 253H216L217 255H214V256H212ZM8 255H10V254L8 253ZM8 255H7V257H8ZM27 255H28V254H27ZM29 255H30V254H29ZM40 255H38V256H40ZM45 255H46V254L44 253V257H45ZM51 255H53V254H51ZM69 255L66 256V258L69 257ZM75 255H76V254H75ZM96 255H95V256H96ZM111 255H113V253H111ZM111 255H110V256L108 255L107 258H108V259H111V258H109V257H112ZM134 255H135V254H134ZM140 255H141V254H140ZM140 255H139V256H140ZM148 255L150 256V254H148ZM156 255H157V252H156ZM205 255H206V254H205ZM205 255H204V256H205ZM15 256H16V255H15ZM18 256H19V255H18ZM47 256H48V255H47ZM47 256H46L45 259H47ZM49 256H50V254H49ZM49 256H48V257H49ZM59 256H60V253H59L58 257H59ZM76 256H79V255H76ZM95 256H94V257H95ZM103 256H104V254L102 255V257H103ZM113 256H114V255H113ZM116 256H117V254H116ZM123 256H120V257H119V260H120V258L123 257ZM149 256H147V257H149ZM197 256H198V254H197ZM206 256H207V255H206ZM221 256H223V255H221ZM10 257H11V259L14 258V257L12 258V255H11ZM19 257H20V256H19ZM19 257H18V258H19ZM41 257H42L41 260H40V257H39V261H41L40 263H45V262H42V260H44L43 256H41ZM55 257H57V255H56ZM61 257H62V255H61ZM61 257H60V258H61ZM91 257H92V254H91ZM102 257L98 256V258H100V260H104V259H102ZM124 257H125V256H124ZM145 257H146V254H145ZM147 257H146V258H147ZM193 257H194V255H193ZM198 257H199V256H198ZM200 257H201V256H200ZM200 257H199V258H200ZM208 257H209V256H208ZM18 258H17V259H18ZM36 258H37V257H36ZM51 258H52V260L54 259L53 257H51ZM66 258H65V260H68V259H66ZM95 258H96V257H95ZM98 258H97V259H98ZM104 258H105V257H104ZM112 258H113V257H112ZM116 258H117V257H116ZM116 258H115V259H116ZM131 258H132V257H131ZM146 258H145V261H147V262L149 263V260H150V259L146 260ZM157 258H158V257H157ZM168 258H169V259H168ZM191 258H192V257H191ZM195 258H196V257H194V259H195ZM204 258H205V257H203V259H204ZM219 258H220V259H219ZM223 258H224V257H223ZM19 259H20V258H19ZM62 259H63V257H62ZM62 259H60V261H62ZM113 259H114V258H113ZM127 259H128V258H127ZM141 259H142V258H141ZM152 259H153V257H152ZM152 259H151V260H152ZM159 259H160V258H159ZM174 259H175V258H174ZM194 259L192 258V260L195 262ZM196 259H197V258H196ZM200 259H201V258H200ZM203 259H202V261H198V260H199V259H198V260H196L195 263H194V262H193V263H194V264H203V263H202V262H204ZM210 259H208V260H209V261H213L215 258L212 259V260H210ZM224 259H225V258H224ZM29 260H30V259H29ZM49 260H50V259H49ZM52 260H50V261H52ZM56 260H57V258H56ZM58 260H59V259H58ZM63 260H64V259H63ZM72 260H73V261H72ZM106 260H107V259H106ZM121 260H122V258H121ZM121 260H120V261H121ZM128 260H129V259H128ZM132 260H134V259H132ZM135 260H136V259H135ZM142 260H144V259H142ZM155 260H156V259H155ZM5 261H6V262H5ZM21 261H22V259H21ZM21 261H20V262H21ZM44 261H47V260H44ZM97 261H98V260H97ZM107 261H108V260H107ZM122 261H123V260H122ZM152 261H153V260H152ZM158 261H159V260H158ZM162 261H164V260L162 259ZM169 261H170V260H169ZM189 261L191 262V259H190ZM197 261H198V262H197ZM206 261H207V260H206ZM206 261H205V262H206ZM214 261H215V260H214ZM217 261H215V262H217ZM223 261H224V260H223ZM8 262H10V261H8ZM12 262H15V261L13 260ZM25 262H26V261L23 260L22 263H25ZM47 262H48V261H47ZM54 262H55V261H53V263H54ZM93 262H95L94 259H93ZM101 262H102V263H101ZM109 262H111V260H110ZM114 262H116V261L114 260ZM125 262H126V263H124V261H123V263L120 262V264H127L128 261L126 260ZM129 262H131V259L129 260ZM129 262H128V263H129ZM136 262H138V261L136 260ZM142 262H144V261H142ZM142 262H141V263H142ZM147 262H146V263H147ZM166 262H167V261H166ZM171 262H172V261H170V263H171ZM174 262H175V261H174ZM176 262H177V261H176ZM186 262L189 263L188 260H187ZM207 262H208V261H207ZM218 262H217L216 264H221V263H218ZM0 263L2 264V262H0ZM22 263H21V264H22ZM35 263H36V262H35ZM51 263H52V262H51ZM56 263H57V262H56ZM95 263H96V262H95ZM111 263H112V262H111ZM111 263H108V262H107V263H105V264H111ZM116 263H117V262H116ZM132 263H133V261H132ZM132 263H131V264H132ZM134 263H135V262H134ZM148 263H147V264H148ZM152 263H153V262H151L150 264H152ZM155 263H156V262H155ZM161 263H162V262H161ZM161 263H159V264H161ZM187 263H186V264H187ZM210 263L212 264V262H209L208 264H210ZM11 264H14V263H11ZM16 264H18V263L16 262ZM26 264H27V263H26ZM48 264H49V263H48ZM54 264H55V263H54ZM58 264H61V262H58ZM96 264H104V263H103V261H100V263H99V261H98V263H96ZM135 264H136V263H135ZM138 264H140V260H139ZM143 264H144V263H143ZM153 264H154V263H153ZM156 264H157V263H156ZM167 264H168V262H167ZM172 264H173V263H172ZM223 264H224V263H223Z\"/></svg>","mask_w":264,"mask_h":264}]
</instances>
